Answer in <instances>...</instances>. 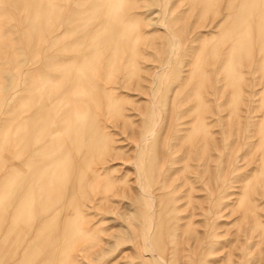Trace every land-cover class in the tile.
<instances>
[{"label": "rangeland", "instance_id": "obj_1", "mask_svg": "<svg viewBox=\"0 0 264 264\" xmlns=\"http://www.w3.org/2000/svg\"><path fill=\"white\" fill-rule=\"evenodd\" d=\"M29 1H27V2L29 3ZM91 1L92 0H31L30 5H28L26 0H10V1L9 0H0V28L4 29V30H0V36L10 38V37H14V36L18 37V36L22 35V36L26 37V41H27L26 43L28 45L31 44L32 42H33V45L40 43V45L44 46L45 51L48 50L49 47H52L50 49V51L51 52L53 51V54L58 56L57 63H59V65H62V68H64L63 64H65V63H62V60H65V57H63L64 54L68 57V61L71 64L74 62L72 57L74 55V51L77 49L75 46L77 43L83 44V45H80V47H79L80 51L82 49V51H81L82 53H83V49L86 48V50L84 49V53H86V54L82 55V58H83L82 60H87V58H86L87 55L89 56V55H91L90 52H92V54H93L96 51H98L100 53L101 60L103 58V60L100 62L101 64H99L98 71H100V73H98V71H97L98 74L96 73V75H95L97 79L94 76L95 80L93 83L97 86V87L95 85L93 86L94 87L93 90L95 92V93H93L94 98L91 96L92 94L89 95V97H92V103L90 100L89 105L90 106L93 105V102H94L95 108H97V109L94 108V105L91 106L92 108H89L88 111L90 113L88 115L89 116L92 115V116L88 117V120H89L88 123L93 124L95 122V124H94V126L93 125L90 126L89 124H87L85 126L86 130H85V128L83 129V130H85V131H83L84 137L81 135V133H82V130H81L78 133L79 137L81 136V138H78V136L76 135L72 139V137L69 134H72V136H73V134H74L73 128L78 126L76 123L79 122V121H77L78 119L72 117L73 116V114H72L73 108H70V107H72L70 105H73L74 107H76V106L74 104V101H72V99H71L72 97L70 98L69 89H67L68 88L67 85H68L69 75L65 74L66 71H68V69L72 70V65L65 64V65H68V67L65 69V72H64V70H61V68H60L61 71L59 70L60 72H57L59 74L58 76H60V78L61 77H63V78H62V82L56 83L54 88L51 90L52 94L50 93L51 95L49 96V99H50V102L52 104L46 103V105L44 104L45 106H43L42 109L38 108L37 110H35L36 108L33 107V104H32V102H33L32 97H31V95H29V92H28L27 87H26L27 84L29 83L30 79L33 76H35L34 75L35 73L33 72V73L28 74V72L26 70L23 71L24 68H22V66L18 63L19 61L14 60V58H13L12 60H14L13 61L15 63V65H14V63L11 60V57L9 56L10 54L8 52H4V53L0 54V70L1 71L4 70L2 78H1L2 87L4 86L3 87L4 89H9L12 91V93L14 92L12 98L7 103H5L4 105L0 101V124L3 123V120L7 116V115L5 116L6 111L7 110L10 111V109L12 110L15 107L18 108V107L24 106L23 107L24 110H26V108L29 109L28 113H27L28 119H29V121H33V122L39 121L38 118L41 116V115H39L41 112L40 110H42V111H44V113H46V114H44L43 112H41L42 113L41 117H43L42 119H44V120L48 116L47 114H49V112L52 111L54 113V119L57 118L58 121L55 120V122H54V119H52V122L47 127L45 125V127L47 129L44 128V130H43L44 126H42V128L39 131L37 130L38 132L36 131L35 133H33V135L31 136V138H33V139L29 143V145H30V147L28 149L29 156L31 157L32 155L36 154L38 152L37 148L40 146L42 147L43 146L42 144H45L46 142L48 143V146L52 145L51 144L52 141L55 142L56 144H58V147L60 145V147H59L60 152L59 151H57L58 153L56 152V154L54 156V157H56V159L53 160L54 162L52 161L54 165H51L52 162H49V163H47L48 165L45 166V164L42 165V162H41V164L39 163L40 165H38V167L36 168L37 163H33V162L29 161V163L32 164V165L30 164L31 166H33V164H35L34 168H32L29 165V163L26 164V161L24 162L26 166H30L33 169V170L32 169L30 170V172H29L30 174L28 173L29 176L31 175L32 171H34V169H35V171H34L35 173L34 174L32 173L33 176H35L39 173L34 178H32L33 176L31 175L32 177L30 176V178H32V179H31V181H29V183L30 184L32 183L33 185L35 184L36 186H38V185L43 186L41 194L40 195L36 194L34 196H30L29 197L30 200L27 202L29 205L33 206L30 208L31 210L29 213L31 215V218L28 217L29 214L27 215V219L29 221L28 223L31 222L32 226H31V223L29 225L25 219V222L27 223V224H25L26 228H24V230H22L23 229L22 228L21 230H19V233H16L17 236L18 235L20 236L21 240L24 238L25 239L24 241H21L20 238H18L19 236L15 237L14 235H16V234L11 235L12 233L9 232L10 231V225H11L10 224L11 222L9 223V221H11V219L13 218L12 216L14 215L13 214L14 209H13V211H9V210H11L14 207V203H16L14 201L17 200L18 194L21 193L19 190V189H21L20 187L23 186V184L24 185H26V183L28 184V182H25L26 180L28 181V179H29V178L25 179V177H27L28 175L26 176V173L24 172L23 174L25 175V177L23 176V174L22 175L17 174L16 176L10 177L12 179L11 186H12V188L14 187L13 189L16 190L18 192V194H14L16 191L14 192V190L13 191L10 190L11 186L8 189L3 188V191L6 192L7 195H6L5 203L0 205V223H1L0 224V227H1L0 228V233H1L0 235H2V238L0 236V241H1V239L5 240L4 241V244L6 243L5 248L9 249V251H11L10 252L11 255L14 256L13 260H10L11 263L12 264H21V263L23 264L25 262L24 264H28L27 263V261H28L29 264H31V263L32 264H34V263L35 264L36 263L37 264H49V262L51 261V262H56V264H136V261H137V264H147V263L148 264H163V262L158 260V257L156 256L155 251L152 248L150 249L151 246L149 245V242H148V240H150L151 244H153L155 247H157V249L160 248V249H158V251L160 253H162L164 256L169 257L168 260L170 261V264H215V263L216 264H244V263L245 264H264V237H263V239L261 237V236H263L262 229H264V224H263L264 223V215H262L264 213V207L262 206V205H264L263 204L264 203V187H262V186H264V168H262V167H264V165H262L264 163V158H263L264 157V154H263L264 149L260 146L261 145L260 135H262L261 130L264 127V117L262 118V116H264V111H262V110H264V103H263V101H264L263 96L264 95H262L261 94L262 92H261L260 93L261 95L258 94L257 96H255V98L253 99V102L250 103V106H249V102H242L241 103V101H240L238 103V105L239 104L241 105V106L240 105L238 106L239 110H240L239 114H240V117H242L241 118L242 123L244 124L243 125L241 123V125H243V127L241 128L238 125V121L240 120L239 122H241V119L240 118L238 119V116L233 114L235 112H232V109H233L232 103H234V102H232V96L230 95V93L232 91V87L231 86L230 87L226 86V88L223 87V85L226 83V81L222 80L221 82H219V74H217V70L219 71V68L220 69H221V67L224 68L223 73L220 74L221 78H223L226 75V68L231 67L232 64H235V65H232V67H236L238 69L242 68L244 70V73H245V78H246L244 81L245 83L243 82V84L241 83V85L244 86V88H246L247 85L251 82V76L254 77V74H252V72H251L249 62L253 61L254 59L257 60V58H259L260 55H262L261 53L257 52V50L259 51L257 46H259L260 43H262V44L264 43V34H263L264 31L262 29L264 24L263 25L260 24L261 22L262 23L264 22V17H262L264 15V6H263L264 1L261 0L262 2H260V0H257V1L256 0H250L251 1L250 2L249 0H242V1L240 0L238 2V0H236V1L235 0H120L119 15H118L119 17L118 18H119L120 22H122L123 24L118 21L119 23H117V25H116L117 27L115 28V30H114L115 32L113 35L114 45L108 46V44H107L108 39H107L106 35H104L107 32L102 31L100 36H98V38L96 37L97 41L95 40V42H93L92 39H90L92 43L91 44L89 43L85 47L86 43L85 44L83 43V42H85L84 41L85 37L82 39L79 38L78 34L74 31L75 29H77L79 27L76 25L77 24L80 25V21H78L76 17H73V19H74V21H73V19L69 16L68 10L70 9L69 10V12H70L72 9H75V10L76 9H82V8L84 9V7L87 6V4H89L88 6H90ZM109 1H110L109 3H111V1H113V0H109ZM246 1H249V2H246ZM231 2H234V3H231ZM259 2H260V6H258ZM40 4H42V5H40ZM82 5H84V6H82ZM131 5H133V6H131ZM220 5H221V7H220ZM248 5L250 6V8L248 7ZM229 6H232V7L230 8ZM252 6L255 7L254 9H256L257 12H259V9L262 7L261 8L262 10L260 9V12H259L260 16L258 15V13L254 14V12H256V10H254ZM38 7H40V8H38ZM57 7H58V9H56ZM240 7L242 10L240 9ZM226 8H228V9H226ZM16 9L20 10V12H18V10H16ZM37 9H38V11H37ZM66 9H68V10L66 11ZM30 10H32V11H30ZM43 10L45 12H47V13L49 12V13L45 14V13H43L44 12ZM230 10L233 12H231ZM13 11H15L16 13H14ZM24 11L26 13H24ZM27 11H28V13L31 12V14L30 13L28 14ZM58 11H60V13ZM88 12L90 13L91 10ZM261 12H263V13H261ZM22 13L25 15L28 14V15H26V17H28V18H26L24 15H22ZM55 13H56V15H55ZM218 13H220L221 15ZM237 13H239L238 18L236 17ZM251 13H253V14H251ZM223 14H228V15L230 14V18L232 16H233V18H231V19L229 18L230 19L229 24H228V22H226L228 25L226 23H224L220 32H217L216 29L208 32L206 29H204L202 27L205 24V22L207 20H210L214 15H216V16L219 15L218 18H220L221 16L222 17L224 16ZM241 14H244L245 17H243V15L241 16ZM249 14H250V16H248ZM128 15H131V16H128ZM121 16H122V19H120ZM248 17H250V18L248 19ZM251 17H252V19H251ZM258 18H259V20H258ZM17 19H18L19 23L17 22ZM30 19H32V20H30ZM39 19H42V20H39ZM24 20H25V22H24ZM46 20H47V22H46ZM233 20H235V21H233ZM243 20H244V22H243ZM253 20L255 23L253 22ZM30 21H32L34 24L31 23ZM237 21H238V23H236ZM3 22H5V23H3ZM16 22H17V24H16ZM44 22H46V23H44ZM58 22H59V26H58ZM76 22H77V24H76ZM240 22L243 24H241ZM258 22H259L260 26L256 29V27L258 26ZM26 23H28V24H26ZM105 23H107V22H105ZM105 23L103 25L104 27L103 26L102 27L107 29L108 23H107V25ZM253 23L256 27L254 25H253V27H251ZM66 24H68L69 27ZM238 24L240 25V27L239 26L237 27ZM72 25L74 26L73 31H72V29H73ZM121 25H122V27H121ZM36 26H39V27L51 26L53 29H55V32L52 34H49V33L43 34L42 32L41 33H38V32L33 33L31 28L36 27ZM66 26H67L68 32L66 31ZM17 27H18V30H17ZM28 27L30 28V30ZM75 27H77V28H75ZM224 27L226 28L225 30H229L232 27H234V29L237 28V30L231 29L232 31L229 30V32H227V31H224ZM246 27H247V29H246ZM260 27L262 30L260 29ZM239 28L244 33H242V31H240ZM99 29H100V27L97 30H99ZM121 29H123V30H121ZM258 29H259V31H261V33L263 31V33H262L263 38H262L261 42H259L261 37L259 36L260 32H258ZM251 30L254 32L250 33ZM212 32H214V34ZM230 32L232 33V35L234 34L235 36L234 35L232 36ZM218 33L221 36H219ZM226 33H227V35H225ZM121 34H122V36H121ZM244 34H245V36H244ZM40 35H41V37H40ZM42 35H44V36H42ZM207 35H208V37H207ZM237 35H238V37H237ZM216 36H218V37H216ZM257 36H259L258 40H257V38H255ZM49 37H52V38H50V41L48 40ZM77 37L79 38L80 41L75 39ZM225 37L229 38V39H226L227 42L228 41H230L229 43L232 42L230 44L231 46L230 45L228 46L229 43L227 44V43L223 42V41H226ZM43 38H44V40L45 39L46 40L43 41ZM220 38H221V40H220ZM241 38H243V39H241ZM210 39H211V41H209ZM253 39H256V42H255V40L253 41ZM66 40L67 41L69 40V41L67 42ZM109 40H110V37H109ZM215 41H218V44H216ZM257 41L259 43H257ZM60 42H62V43H60ZM137 42H138V44H137ZM211 42H212V44H211ZM256 43H257V45H256ZM225 44H226V46H225ZM249 44H250V46H249ZM253 44L255 47L253 46ZM213 45H215V46H213ZM216 45H218V46H216ZM220 45H221V48L223 50H221ZM47 46H49V47H47ZM232 46H234V48L236 46L237 47L234 49V48H232ZM243 46L245 49H248V50H244ZM61 47H62V49H61ZM132 47H135V48H132ZM215 48H216V50H215ZM225 48H228L229 50L228 49L225 50ZM91 49H92V51H90ZM206 49L209 51H207ZM230 49H232V50H230ZM250 49H251V53L249 52ZM254 49H255V51H254ZM219 50H221V51L219 52ZM229 51H231V53ZM245 51H247V52H245ZM226 52H228V53H226ZM72 53H73V55H72ZM211 53H213L215 55H213V54L211 55ZM254 54H256L257 56ZM235 56H237V57H235ZM34 57H35V60L33 62L34 63L33 66L35 69L38 68V66L40 65V66H42V70L46 71L48 68L47 71H49V67L45 66L46 61H44V59H42V57H44L43 53L40 57L41 61L39 60V58H37L36 55H34ZM130 57H131V60H130ZM213 57H215V58H213ZM234 57L237 58L236 59L237 61L233 60V59H235ZM106 58H109V59H106ZM218 58H221V59H218ZM245 58H247L248 60L247 59L245 60ZM104 59H105V61H104ZM126 59H128V60H126ZM42 60H43V62H42ZM218 60H220V61L217 62ZM231 60H233L235 62H232ZM242 60H243V62H242ZM249 60H251V61H249ZM131 61H132V63H131ZM224 61H227L228 63H225ZM103 62L105 64H107V66L109 64H112L113 70L119 69L118 70L119 73L114 72V75L112 77L113 79H116V80H114V81L111 80L110 72H109L107 66H105V64ZM236 62H238L239 65H237ZM245 62H247V63H245ZM214 63H215V66H214ZM16 64L18 67H16ZM127 64H129V66ZM103 68L106 69L107 71H103L104 70ZM138 68H139V70H138ZM155 68H157L159 70H157V69L155 70V71H157L156 72L157 74H156V76L153 77V75L151 73L153 72V70ZM103 72H105L106 74L104 75ZM130 72L133 75L130 74ZM102 73L104 76L102 75ZM255 73H256V77H257V75H259V71L255 72ZM212 75L215 76V78ZM98 77L103 78V84L105 83L106 86H105V84L103 85L102 83H100L102 81V78H98ZM216 77L218 79V82H217ZM233 77H237V74H236V76H235V74H233V76H231V79H233ZM60 78L58 77V79H60ZM126 78L128 80H126ZM142 78H144V79H142ZM207 78H209V79H207ZM28 79H29V81H28ZM58 79H57V82L59 81ZM98 79H100L101 81ZM215 80H216V82H215ZM65 82H66V84H65ZM213 83L215 84V86L218 87V89L214 86ZM219 83H220V86H219ZM101 84L103 85L104 88L102 87ZM137 84H139V85H137ZM197 84L199 86L202 84L204 85V87L202 88V92H205L204 97L206 96L204 99L207 100L208 103L210 101V106L212 104H213V106H215V107L212 106V108H214L216 110L217 105H219L218 108H220V112H219V114H216L218 116L215 115L216 112L212 115L208 111L209 109L207 110V108L204 104V101H200V103H198L197 100L194 101V99H192L189 102H186L187 100L190 99L189 93L190 92L192 93L196 89H198L199 86ZM64 85H65V87H64ZM76 85H78V84H76ZM76 85H75V87H76ZM211 85H213V86H211ZM143 86H146V87L144 88ZM11 87H12V89H11ZM23 88H25V89H23ZM62 88L64 90H66V92H67V93L63 92L64 95L61 94ZM193 88H195V90ZM56 89L58 90V92ZM105 89L107 91H105ZM149 89L152 91V95H151L152 97H150L148 94ZM260 89H262V88H260ZM260 89H259V91L263 90V92H264V89H262V90H260ZM98 90H100V91L102 90L103 93H102V91H101V93L98 92ZM218 90H220V91H218ZM25 91H26V94L28 93V95H29V98L26 102V104L29 102L28 105H25L24 100H23V98H25V94H24ZM221 91H222V93H221ZM54 92H56L58 95ZM59 92H61V93H59ZM97 92H98V94L100 93V95H98ZM182 92H184V93H182ZM48 93H49V90L47 91V94ZM210 93H212V95ZM220 93L222 96L220 95ZM54 94L57 96H55ZM59 94H61L60 97H59ZM102 94H104V96ZM78 95H79L78 91H75L74 95H73V99L77 98ZM99 96H101V97L99 98ZM102 96L104 98H102ZM64 97H67L69 99L64 98ZM182 97H184V98H182ZM221 97H222V99H221ZM258 97L261 99H259ZM19 98L20 99L22 98L23 105H19V104L17 105L16 102L18 100L20 102ZM98 98H99V100H98ZM101 98L103 99V102H102ZM49 99H48V101H49ZM51 99H53V102ZM64 100H65V102H64ZM95 100H98V101L95 102ZM105 101L109 104V105L107 104L108 107L104 106V105H106ZM72 102H73V104H72ZM99 102H101L102 104H104V102H105V104L102 106V105H100ZM114 102L116 104H114ZM150 102H152L153 106ZM48 104L50 105V107H49L50 109H51V106L53 105L52 106L53 109L50 110L47 107ZM61 105H62V108H60ZM98 105L102 106L103 110L106 109V112H105V110H104L105 113L102 112L103 110L100 109L101 107ZM258 105H259V107H258ZM112 106L113 107L115 106V107L113 108ZM103 107H105V108H103ZM227 107H230V108L228 109ZM68 108L70 110H68ZM91 109H93V110H91ZM111 109H114L117 115L114 114V116H113L114 111L112 110L113 113H111ZM188 109L190 110L189 113L191 114V117L193 119L191 124L188 125L189 127L185 126L183 124L185 121L188 120V118H186V116L185 117L181 116L182 113L185 111H188ZM230 109H231V111H229ZM248 109H251V110H248ZM66 110H68V111H66ZM56 111H57V113H56ZM61 111H64L63 112L64 114L62 116H60L61 115L60 113H62ZM97 111L100 112L101 114L103 113V115L105 114L106 116L104 115L102 117V115L101 114L99 115V113ZM107 111H109L108 114H106ZM96 112L99 116L96 114ZM55 113L57 115H55ZM68 113H70V115H68ZM203 113H205L204 114L205 116L203 115ZM32 114H34V115H32ZM123 115H125V117H123ZM30 116H32V117H30ZM96 116L98 117L99 120L102 117V120H104L105 122L103 121L102 124L99 126L98 124H96L97 123V121H96L97 117ZM173 116H174V118H172ZM213 116H215V118H213ZM243 116L246 120L243 118ZM92 117H93V119L95 118L93 123H92V121H93ZM111 117H114V118H111ZM207 117H209V119ZM217 117H219V118H217ZM232 117H234V118H232ZM72 118H74V119L72 120ZM181 118H183V119H181ZM203 118H206V119H204V122H203ZM216 118L218 119V121L215 120ZM60 119H62L63 121H61ZM64 119H66L65 120L66 126L62 124L64 122ZM122 119H123V121H122ZM168 119L170 120V122ZM171 119L172 120L174 119L175 123ZM237 119H238V121H237ZM1 120H2V122H1ZM74 120L76 122V123L74 122L75 124L72 122ZM206 120H208V121H206ZM252 120H253V122H252ZM258 121H260L261 123ZM58 122L60 123V125ZM171 122H172V124H170ZM53 123H54V126L52 127ZM103 123L105 125L103 127H101L103 125ZM203 123H205V124H203ZM236 123L238 126L236 125ZM248 123H250V124H248ZM61 124L63 127H61ZM131 124L133 125V127ZM227 124L229 126H231L232 129H230V127ZM57 125L60 128H58ZM173 125H174V127H173ZM257 125L259 127V131L255 130L258 128ZM97 126H99L98 129H97ZM206 126H208V128ZM234 126H235V128H234ZM38 127H39V124H38ZM51 127H52V129H51ZM54 127L57 129H55ZM91 127L93 129L91 133H94V134L90 135L89 132L91 131ZM95 127H96V129H94ZM237 127L238 128L240 127L241 129L239 128L240 129L239 130ZM100 128H101V130H99ZM58 129L65 133L64 136L65 137L67 136L66 139H65V137H63V134H61V133L58 134V132H57ZM87 129H89V131ZM226 129H227V131H228V129H229V131L231 130V132L228 133L226 131ZM102 130H103V133H102ZM187 130H188V133H187ZM203 130H205V131H203ZM254 130L257 132H255ZM47 131H48V133H47ZM97 132H99V133H97ZM171 132L173 134H171ZM225 132L228 134V136L225 134ZM250 132H251V134H250ZM193 133H194V135H192ZM196 133L198 135H200V134L201 135L198 136ZM235 133L237 135L239 133L238 137L241 138L240 142H242L244 140L242 143L237 141V139H239V138H237V135ZM252 133H255V134H252ZM86 134L89 137H87ZM97 134H98V136H97ZM105 134H107V135H105ZM132 134L135 136H133ZM148 134H149V136L147 138L146 135H148ZM178 134H180V135H178ZM205 134H206V136H204ZM209 134H212V135H209ZM234 134H235V137H233ZM240 134H241V136H240ZM258 134H259V136H256ZM54 135H56V136H54ZM102 135H103V137H102ZM207 135L210 137H208ZM182 136H183V138H182ZM203 136L206 138V140L208 142L207 145L205 146V152L207 153L208 152L207 150H212V151L208 152L207 154L204 152L205 155H200L199 150L197 151L194 149L192 151V155H193L192 157H194V158L193 159L192 158L191 159L185 158L187 155L188 149L190 147L191 140L198 141L199 139L204 138ZM225 136H227V137H225ZM254 136H256V137H254ZM82 137H83V139H82ZM139 137L140 138L142 137L143 139L139 144L137 143L138 144L137 145L136 141ZM169 137H171V138H169ZM249 137H250V140L252 139L251 142H248ZM46 138H47V140H46ZM56 138H58V139H56ZM70 138H71V140H70ZM88 138L92 139L93 141H91ZM134 138H135V140H134ZM184 138L187 139V141ZM207 138H210V140ZM212 138L216 139L215 144H213L214 141H211ZM222 138H223V140H222ZM226 138H227V140H226ZM246 138L248 139L247 143H246ZM59 139H60V141H59ZM75 139H77L78 142ZM78 139L79 140L82 139L81 142H84V139H88V140H85L88 143L84 142L82 145V143ZM253 139H254V141H253ZM72 140L74 142L76 141V143H74ZM13 141H14V143L17 142V140H15L14 138H13ZM33 141H34V143H32ZM89 141H90V143L92 142L93 144L91 143V145H90ZM101 141H104V142H101ZM183 141L186 143H188V142L189 143L188 144L184 143V145H183V143H182ZM210 141L213 143L210 144L209 143ZM61 142H63L64 146L62 144H59ZM66 142H68V144L72 143V145L71 144L69 145L70 148L66 147L68 145ZM79 142H80V144H79ZM236 142H239V143L236 144ZM255 142L257 143V145ZM47 143H46V145H47ZM98 143H99V145L102 143L100 147L98 146ZM103 143H105V146H107V145L108 146L105 147ZM112 143H113V145H112ZM32 144H34V146H32ZM73 144L75 145V147ZM85 144H87V146ZM208 144H210V145L208 146ZM234 144H235V146H234ZM241 144H244V147ZM78 145H79V147H77ZM80 145H81V147H80ZM84 145L86 147H82ZM162 145H164V146H162ZM236 145H237V147H236ZM248 145H250V146L248 147ZM31 146L35 147V148H31ZM71 146L74 147V149H75L74 150L72 148L74 150V153H73L74 158L72 157V153H71V152H73V150L70 151ZM103 146H104V148H106L105 151H104ZM211 146H213V147H211ZM232 146L234 147V149ZM91 147H93V148H91ZM172 147H174V148H172ZM207 147H210V148L207 149ZM238 147H240V148H238ZM64 148L65 149L67 148L66 151H63ZM95 148L103 149V152L101 153L102 150L98 149V151L96 150V152L94 153L93 151H95ZM12 149L14 151V148H12ZM12 149H10L11 151L9 150L10 154L13 153ZM159 149H161V150H159ZM218 149H220V150H218ZM77 150H78V152H77ZM172 150H174V155H173ZM31 151H32V153H31ZM68 151H70V152H68ZM112 151L114 153H112ZM162 151H163V153H162ZM64 152H65V154H64ZM91 152L94 153L93 156H95V157L92 156L93 153H91ZM104 152L108 155L106 157V159L104 158L106 156L105 154H103ZM108 152L110 154H108ZM220 152L223 156L220 154ZM30 153H31V155H30ZM211 153L214 156L216 155L218 158H216V156L214 157ZM244 153H246V154L244 155ZM259 153H260V156H259ZM67 154L70 156H68ZM74 154L76 156H74ZM78 154H81L82 156L84 154L85 156H83L81 158H76L78 156L79 157L81 156ZM159 154H160V156H159ZM228 154H230L231 157L234 156L235 158L233 157V158H231V160L225 159V156H227ZM256 154H258L257 156H259V158L256 156ZM88 155L90 156V161H89ZM96 155L97 156L99 155V156L97 157ZM101 155H104V156H101ZM163 155H165V156H163ZM170 155H173L174 157L172 156V158H170L171 157ZM194 155L195 156L197 155V157H195ZM220 155H221V157H219ZM210 156H211V158H209ZM64 158H65V161H63ZM82 158H84V159H82ZM96 158L97 159L100 158V160L96 161L97 160ZM167 158L171 161H169ZM180 158H181V160H180ZM246 158L249 159L250 165H249V163H247L248 165L246 164V161H248V160H246ZM256 158H258V159H256ZM80 159H82V160H80ZM204 159H205V161H204ZM212 159H214V161H211V162H213L212 164H214V165H211L210 160H212ZM216 159H217V162L215 161ZM218 159L220 161H218ZM251 159L253 162L250 161ZM73 160H74V162H73ZM78 160H80L81 163L83 162L82 166H84V168L82 166L81 167L79 166L80 162ZM85 160H86V162H85ZM105 160H106V162H105ZM162 160H163V162H162ZM244 160H246V161H244ZM257 160H260V161H257ZM75 161H77V162H75ZM87 161L88 162H91V161L94 162L95 161V162L94 163L92 162L91 164L88 163L87 165L90 164V166H87V165H85L87 163ZM97 162H98V164L101 162L99 167H98V164H96ZM215 162L217 164H215ZM231 162H233V164ZM163 163H165V164H163ZM201 163H202V165H201ZM252 163H254V164H252ZM6 164H7V167H6L7 169H8V166L10 167L13 165L11 163V161H9V164H8V162L5 163V165ZM95 164H96V166H95ZM161 164H163L164 166H162ZM21 165H24V164L22 163ZM25 165L22 167L19 164L20 168H22L23 171H25L24 168L26 169ZM61 165H62V167H61L62 169L60 168ZM67 165H70V166L68 167ZM159 165H161V170L159 168L160 167ZM165 165H167V166H165ZM173 165H175V166H173ZM48 166H49V168H48ZM171 166H173V167L171 168ZM225 166L229 167V169H227V167H225ZM258 166L259 167L261 166V168L260 169L254 168V167H258ZM39 167H41L43 169H41V168L39 169ZM209 167L212 168L213 171L211 169L209 170ZM214 167H217V168H214ZM223 167H225L226 169ZM78 168H80V169H78ZM81 168H83V170ZM86 168L88 171L86 170ZM91 168H94L95 170L91 169ZM158 168H159V170H158ZM63 169L65 170V173H66V171L69 172L68 175L70 178H73V179H70V184L65 188V191L71 189L69 191V193L71 192V196L69 193L65 195L64 193H67V192L60 189V185L58 184V183H60V181L57 180V178L58 177H59V179L63 178L61 176L64 173ZM70 169H71V171H70ZM181 169H182V172L185 169V171L183 172L184 173L183 175H182ZM217 169H219L220 171ZM242 169H244V171ZM44 170H47V171H44ZM93 170H94V172H93ZM230 170H232V171H230ZM239 170H240L241 174L238 172ZM251 170H253V171L251 172ZM36 171H37V173H36ZM89 171L91 172L92 175L90 174ZM157 171H161V172L159 173ZM210 171H212L213 173H211ZM226 171H230L231 175L229 174V172L226 173ZM54 172H55V174H54ZM253 172H254V175L252 174ZM59 173H60V175H58ZM65 173H64V175H65ZM187 173H189L190 175ZM77 174H80V175H77ZM82 174H84V175H82ZM43 175L46 177H44ZM47 175L50 176V178ZM66 175H67V173H66ZM180 175L182 176V178H180L181 177ZM210 175H213V176H211L212 178L210 177ZM226 175H227V177H225ZM38 176H40V179ZM60 176H61V178H60ZM184 176H185V179L183 178ZM214 176H216V178H214ZM223 176H224V178H223ZM230 176H232V177H230ZM18 177H20V178H18ZM189 177H191V180H188V182H185L187 179H190ZM35 178H36V180H35ZM45 178L48 180H46ZM227 178H228V180H227ZM20 179H22V180H20ZM204 179L205 180L208 179V181H210L211 183L214 182L213 185L215 187L213 185H208L207 183H209V182L207 180L204 181ZM211 179H213V182ZM16 180L17 181L20 180V182H17ZM23 180H25V181L23 182ZM56 180H57V182H56ZM222 180H224V181H222ZM243 180H245L246 183H244ZM15 181H16V183H15ZM174 181L176 183H174ZM181 182L186 186L189 185L191 188L188 186L184 187V185ZM191 182H193V183H191ZM220 182H221L222 186L219 185ZM223 182H224V184H223ZM226 183H227V185H226ZM243 183L245 185L249 184V188H250L248 190V194H247V195H249V201H247V210L248 211L246 210V206L242 205V203H243L242 201L245 199V198L242 199L243 194L245 193V190H244L245 185L242 186ZM251 183H252V185H251ZM16 184H18V185H16ZM20 184H21V186H20ZM216 184L219 185L220 187L219 186L217 187ZM55 185H56V187H55ZM170 185H172V187H170ZM90 186H91V188H89ZM210 186H212V188L214 187L215 191L213 189V192H212V188ZM241 186L243 189L241 188ZM256 186H258V187H256ZM18 187H19V189H18ZM82 187L87 189V190L83 189ZM101 187L104 190L100 189ZM157 187L159 188V190ZM166 187H167V190L169 189L168 192L166 190ZM182 187H183V190L181 189ZM48 188H49V190H48ZM57 188H58V190H57ZM108 188H110V189H108ZM209 188H211V190ZM45 189H47L48 191ZM51 189H52L53 195L52 194L50 195ZM80 189H81L82 193L79 191ZM207 189H208V191H207ZM238 189H240V190L238 191ZM252 189H254V191H256V192H254ZM55 190H57V191H55ZM72 190L74 193L72 192ZM99 190H101L102 193L108 192V193H106L108 200H106V198H105L106 194L105 193L102 194L101 192L99 193ZM171 190H172V192H171ZM220 190H222L223 193H220L221 192ZM86 191H88L89 193ZM161 191L164 192V193L162 192L163 195H162ZM187 191H189V192L191 191V192L189 193ZM240 191L242 192V195H240ZM9 192H10V194L13 192L14 193L10 195ZM53 192L54 193L56 192V194H54ZM57 192H60V193L62 192V193L61 194L58 193L59 194V196H58ZM83 192H85V194ZM210 192H212L213 194ZM257 192H259V193H257ZM260 192H262V193L260 194ZM46 193H47V195H46ZM197 193H199V194H197ZM254 193H256L255 194L256 196L254 195ZM78 194H80V195H78ZM90 194H92V196ZM93 194H95L94 197H93ZM153 194L154 195L156 194L157 196L155 195V197H154ZM173 194H174V197H173ZM210 194H212V195H210ZM217 194H219V195H217ZM250 194H253L254 196L250 195ZM13 195H15V197ZM61 195H63V197ZM170 195H171V197H170ZM187 195H188V197H187ZM215 195H217L216 198H215ZM261 195H263V198ZM37 196H38V198L39 197L40 198H39L38 202H35V205H34L33 202L37 199V198H35ZM55 196H57L58 199L60 198V200H62V202L64 201V203H61V205H63V204L66 205L65 207L63 205L64 208L62 207L63 210L66 209L65 213L63 212V210H61V212H59V215L56 214V213H58V210H60L62 208L60 206V200L56 199ZM159 196H160V198H159ZM181 196H183L184 198L187 197L186 200L189 202V204L188 203L185 204V202H187V201L183 197L180 198ZM250 196H252V197L250 198ZM41 197H45V199H43ZM64 197H66V198H64ZM191 197H194V198L192 199ZM244 197H245V194H244ZM255 197H256V200H255ZM67 198H68V200H67ZM162 198H164V199L162 200ZM212 198H214L213 199L214 202H212ZM42 199L45 202L41 201ZM46 199L48 200V203L50 202L49 204L47 203ZM49 199H51L52 201ZM80 199H82V200H80ZM103 199H105V200H103ZM168 199H170L172 202L170 203L169 202L170 200L168 201ZM181 199L183 202L181 201ZM191 199H192V201H191ZM221 199H222V201H221ZM257 199H259V200L257 201ZM12 200L14 203H12ZM65 200H67L68 202ZM177 200H179L180 202ZM193 200L195 201V203H193L194 202ZM83 201L85 202V205H84ZM217 201H220L219 204L216 203ZM235 201L238 205L235 203ZM51 202L55 205V207L53 206V204ZM66 202H67V204H66ZM69 202H70V204H68ZM71 202H72V204H71ZM197 202H199L198 205H201V204H203V206L205 205L204 207H206V208L201 206V209L203 208L204 212L206 210L207 217H205L206 214H204L205 216L202 215L203 211L200 210L199 207H197L198 206ZM253 202H255L256 204ZM6 203H7V205H6ZM9 203H11V204H9ZM43 203H44L45 207L43 206ZM55 203L59 204V208H58V205H56ZM86 203H87V205H86ZM228 203H230V205L232 204L230 206L231 208L228 207L229 206ZM257 203H258V205H257ZM4 204H5V206H4ZM37 204H40L41 208H37ZM192 204L193 205L196 204V205L193 206ZM213 204H214V206L216 205V207H212ZM240 204H241V206H240ZM11 205H13V206L10 209H6L8 206H11ZM67 205L68 206L71 205V207L73 209L71 207H67ZM226 205H227V207H226ZM254 205H256L257 208ZM49 206L51 207V209L49 208ZM167 206H168V208H167ZM207 206H208V208H207ZM252 206L254 207V209L251 210V208H253ZM3 207L5 208V212H2L3 211L2 209H4ZM43 207H44V209H43ZM192 207L193 208L195 207L194 211L192 210L193 209ZM238 207H240V208H238ZM32 208L34 209L33 211H32ZM56 208H58V209H56ZM151 208H153V209H151ZM196 208H198L197 210H198V214H200V216L198 214H196L197 213V212H195ZM234 208H236V210ZM38 209H40V210H38ZM239 209H240V212H238ZM257 209L260 212H258ZM44 210H46V214H48V215L45 214ZM170 210H173V211L171 212ZM217 210H219V211H217ZM243 210H245L246 214ZM6 211H8V215H7ZM35 211L36 212L38 211V212L35 213ZM39 211L41 213H43V215H41V213H39ZM47 211H48V213H47ZM68 211H71V213L69 214ZM176 211H177V213H175ZM190 211H192L193 213H191ZM212 211H214V212H212ZM241 211L244 214L241 213ZM251 211H252V213H251ZM11 212H13V213H11ZM31 212L34 214V216ZM164 212L166 213V215ZM199 212H201V213H199ZM234 212H236L237 214ZM253 212L254 213L257 212V213L254 214ZM9 213H10V215H12V214L13 215L9 216ZM60 213H63V214H60ZM66 213H67V215H66ZM84 213H85V215H84ZM167 214H169L170 217ZM232 214L233 215L236 214V215L233 216ZM52 215H54L56 217H54ZM257 215H258V217H257ZM39 216H41L40 218L42 219L43 223L45 221L43 218L44 216L48 221H49V219H52L54 223L55 222L56 223L61 222L60 220L63 219L62 223H59V225L57 224L58 228L56 227V223L54 224V226L58 230L63 226V228H62L63 232H61V229L59 230L60 231L59 232L55 227H53V225H51L52 227L51 226L50 227L55 228V230L54 229L53 230H54V232L55 231L56 232L54 234V232L52 230L53 236H52L51 231L49 232V236H46V235H48L46 233V231L40 230L42 227L41 225L43 223L40 222V224H38L39 221H41ZM58 216H60V219L57 218ZM171 216H173V217H171ZM10 217H11V219H10ZM33 217H36V219ZM150 217H152V221L154 223L150 220L151 219ZM256 217L259 219H257ZM3 218L6 220H2ZM53 218H55V219L57 218L56 220L58 222L54 221L55 219H53ZM33 220H34V223H33ZM36 220H37V224L39 226L36 225V223H35ZM47 220H46V222H48ZM190 220H191V222H190ZM2 221H4L3 225H2ZM240 221H242V223ZM248 221H251V222L247 223ZM5 222H6V224H5ZM53 222L49 221L50 224H52ZM187 223L188 224L191 223L190 227H189V225H187ZM181 224H183V225H181ZM259 224L261 225V227H259L261 229L255 227V225H259ZM186 225L188 228L186 227ZM191 225H193V226H191ZM5 226L9 227V228H7V230H6ZM27 226H28V228H27ZM249 226L250 227L252 226V227L250 228ZM38 227H39V229H38ZM73 227L75 228V230ZM209 227H210V229H209ZM219 227H221V228H219ZM229 227L231 230L229 229ZM232 227L234 230L232 229ZM237 227H240V228H237ZM245 227H246V231L248 234H253L255 232L253 234V236L252 235H250L248 237L246 236L247 233L245 231ZM235 228H236V230H235ZM25 229H26V231H25ZM27 229L30 231H28ZM191 229H194V232ZM221 229H224V230H221ZM248 229H250L251 231H249ZM66 230H68V232L70 231L68 235H66L67 234L65 232ZM238 230H239L238 233L234 232V231H238ZM241 230L242 231L244 230V232H242ZM252 230H253V233H251ZM32 231L35 233L34 236H33ZM20 232H22V234H21L22 236L20 235ZM27 232H29V233H27ZM38 232H39V235L37 234ZM71 232H72V234H71ZM74 232H76V234L78 236ZM233 232L236 234H234ZM42 233H44V235ZM50 233H51V236H50ZM73 233L77 237L73 236ZM211 233L215 234V235H212ZM232 233H233V235H232ZM241 233H243V234H241ZM8 234H10L11 237ZM36 234L38 235L40 240L38 239L37 236H35ZM6 235L8 236V238ZM25 235H26V237L28 235L29 238L32 235L33 239L30 238L31 241H30V239L28 241V239H26ZM61 235H64V236L62 237ZM69 235L73 236V237H69ZM226 235H228V236H226ZM3 236L5 238H3ZM12 236H14L13 238H15V239L12 240ZM213 236L217 239L215 240V238ZM234 236H236V237H234ZM52 237H55V239ZM233 237H234V241L232 239ZM260 237H261L262 241H261V239H258ZM71 238H75L76 240L72 239V240H74V241H72ZM77 238H80V239H77ZM223 238H224V240H223ZM42 239L45 242H41ZM69 239H70V243H69ZM202 239H204V240H202ZM9 240H10V242H9ZM32 240H33L34 245H33V243H29V242H32ZM56 240H60L62 242L60 243V241H56ZM229 240H231V241H229ZM236 240H237V242H236ZM13 241H15V242H13ZM18 241L21 243H18ZM25 241L26 242L28 241L27 244ZM238 241H240L241 243L239 242L240 243L239 244ZM11 242H13V244ZM49 242L51 243L50 245H48ZM160 242H161V244H160ZM243 242L246 244H244ZM37 243H39L41 246H44L45 250L47 248L48 249L45 251L43 247H40V248H42V249H40L42 251V252L40 251V254L41 253L44 254V255L41 254L42 255L41 256L42 261L39 259V261L33 260L34 262H32V259H29L27 257L30 256V253L32 250L36 249L34 247L39 246V244H37ZM42 243H44V244H42ZM28 244H31V245H28ZM35 244H37V245H35ZM77 244H79V245H77ZM181 244H182V247H181ZM262 244H263V246H262ZM22 245L26 246V247H23ZM233 245H235V246H233ZM6 246H8V247H6ZM238 246H240V247H238ZM28 247L30 248L31 251H28L29 250ZM69 247H71V248H69ZM167 247L169 250L167 249ZM230 247H231V250L228 251V249H230ZM234 247L236 250L234 249ZM196 248H197V250H196ZM69 249H73L74 251H70ZM163 249H164V251H163ZM244 249H246V250H244ZM161 250L163 252H161ZM66 251H68V253ZM180 251H182V252H180ZM195 251H197V252H195ZM170 252H172V253H170ZM234 252H236L235 253L236 255L234 254ZM247 253L249 254V256L246 255ZM261 254H263V255H261ZM85 255H86V257H85ZM242 255H244V257ZM177 256H178V259H177ZM17 257H18V259H16ZM139 257L141 260L139 259ZM261 257L263 258V260ZM260 258H261V260H260ZM142 259H143V261H142ZM14 260H15V262H12ZM10 261L5 262V264H7Z\"/></svg>", "mask_w": 264, "mask_h": 264}, {"label": "bare ground", "instance_id": "obj_2", "mask_svg": "<svg viewBox=\"0 0 264 264\" xmlns=\"http://www.w3.org/2000/svg\"><path fill=\"white\" fill-rule=\"evenodd\" d=\"M10 1V0H9ZM27 1H29V0H26V2ZM31 1V0H30ZM29 1V3H28V5H30V2ZM236 1V0H235ZM234 1V2H235ZM240 0H238V2H239ZM242 1V0H241ZM250 1V0H249ZM249 1H246V2H249ZM257 1V0H256ZM264 1V0H263ZM38 2V1H37ZM36 2V3H37ZM40 2V1H39ZM71 2V1H70ZM99 2V3H98ZM110 1L109 0H92L91 1V4H90V6H88L89 4H87V6H85L84 7V9L82 8V9H72L70 12H69V10L68 9H66V11L68 10V13H69V16L73 19V17H76L77 18V20L78 21H80V25L79 24H77V22H76V26H79L78 28L77 27H75V28H77V29H75L74 30V26L72 25V31L74 30L77 34H78V37L79 38H84L85 37V42H83L84 44H85V47L90 43H92L91 42V40L90 39H92V41L93 42H95V40L97 41V38H98V36H100V34H101V32L102 31H105V32H107L106 34H104V35H106V37H107V39H108V42H107V44H108V46H112V45H114V41H113V35H114V30H115V28L117 27L116 25H117V23H119L120 22V20H119V6H120V0H113V1H111V3H109ZM234 2H231V3H234ZM251 2V1H250ZM253 2V1H252ZM260 2H262L261 0H260ZM260 2H259V5L258 6H260ZM131 3V2H130ZM226 3V2H225ZM241 3V2H240ZM244 3V2H243ZM242 3V4H243ZM245 4V3H244ZM40 5H42V4H40ZM225 5V4H224ZM223 5V6H224ZM234 5V4H233ZM45 6V5H44ZM43 6V7H44ZM58 6V5H57ZM82 6H84V5H82ZM126 6V5H125ZM128 6V5H127ZM130 6V5H129ZM131 6H133V5H131ZM136 6V5H135ZM238 6V5H237ZM243 6V5H242ZM241 6V7H242ZM262 6V5H261ZM264 6V5H263ZM30 7V6H29ZM42 7V6H41ZM80 7V6H79ZM220 7H221V5H220ZM219 7V8H220ZM230 8L232 7V6H229ZM241 7H240V9H241ZM247 7V6H246ZM248 7L250 8V6L248 5ZM253 7V6H252ZM38 8H40V7H38ZM217 8V7H216ZM218 8V9H219ZM238 8V7H237ZM236 8V9H237ZM244 8V7H243ZM255 7H253V9H254ZM262 8V7H261ZM260 8V9H261ZM33 9V8H32ZM43 9V8H42ZM45 9V8H44ZM56 9H58V7L56 8ZM55 9V10H56ZM127 9V8H126ZM226 9H228V8H226ZM233 9V8H232ZM231 9V10H232ZM252 9V10H253ZM260 9H259V12H260ZM14 10V9H13ZM16 10H18V9H16ZM15 10V11H16ZM26 10V9H25ZM34 10V9H33ZM61 10V9H60ZM91 10V12L89 13L88 11H90ZM230 10V11H231ZM242 10V9H241ZM254 10H256V9H254ZM262 10V9H261ZM15 11H13L14 13H16ZM30 11H32V10H30ZM37 11H38V9H37ZM44 11V10H43ZM63 11V10H62ZM65 11V12H66ZM129 11V10H128ZM217 11V10H216ZM222 11V10H221ZM3 12V11H2ZM18 12H20V10H18ZM17 12V13H18ZM23 12V11H22ZM40 12V11H39ZM51 12V11H50ZM55 12V11H54ZM53 12V13H54ZM59 13H60V11H58ZM64 12V11H63ZM88 12V13H87ZM229 12V11H228ZM231 12H233V11H231ZM235 12V11H234ZM241 12V11H240ZM243 12V11H242ZM254 12V11H253ZM259 12H257V10H256V12H254V14L256 13H258V15H259ZM11 13V12H10ZM24 13H26L25 11H24ZM27 13H28V11H27ZM30 14H31V12H29ZM28 13V14H29ZM43 13H47V12H43ZM49 13V12H48ZM47 13V14H48ZM245 13V12H244ZM261 13H263V12H261ZM260 13V14H261ZM28 14H26V15H28ZM42 14V13H41ZM66 14V13H65ZM128 14V13H127ZM218 14H220V13H218ZM238 14L239 13H237L236 15V17L238 18L239 16H238ZM247 14V13H246ZM251 14H253V13H251ZM22 15H24L25 17H26V15L25 14H23L22 13ZM51 15V14H50ZM55 15H56V13H55ZM58 15V14H57ZM60 15V14H59ZM121 15V14H120ZM221 15V14H220ZM224 16L222 17H220V18H218V16L219 15H214L210 20H207L206 22H205V24L202 26L204 29H206L208 32L209 31H213L214 29H216L217 30V32H220V30L222 29V27H223V25H224V23H226V22H228V24H229V22H230V19L231 18H233V16L230 18V14L228 15V14H223ZM235 15V14H234ZM243 15V17H245V15L244 14H241V16ZM2 16V15H1ZM10 16V15H9ZM124 16V15H123ZM128 16H131V15H128ZM248 16H250V14L248 15ZM257 16V15H256ZM260 16V15H259ZM5 17V16H4ZM34 17V16H33ZM43 17V16H42ZM45 17V16H44ZM253 17V16H252ZM252 17H251V19H252ZM262 17H264V15L262 16ZM22 18V17H21ZM26 18H28V17H26ZM67 18V17H66ZM69 18V17H68ZM124 18V17H123ZM230 18V19H229ZM250 17H248V19H249ZM261 18V17H260ZM16 19V18H15ZM120 19H122V16L120 17ZM127 19V18H126ZM204 19V18H203ZM236 19V18H235ZM244 19V18H243ZM263 19V18H262ZM14 20V19H13ZM30 20H32V19H30ZM39 20H42V19H39ZM62 20V19H61ZM69 20V19H68ZM128 20V19H127ZM205 20V19H204ZM203 20V21H204ZM258 20H259V18H258ZM257 20V21H258ZM45 21V20H44ZM63 21V20H62ZM73 21H74V19H73ZM72 21V22H73ZM119 21V22H118ZM126 21V20H125ZM233 21H235V20H233ZM261 21V20H260ZM13 22V21H12ZM17 22H18V19H17ZM17 22H16V24H17ZM24 22H25V20H24ZM31 23H33L32 21H30ZM39 22V21H38ZM46 22H47V20H46ZM46 22H44V23H46ZM105 22H107L108 23V28L107 29H105V28H103L104 26V23ZM124 22V21H123ZM127 22V21H126ZM129 22V21H128ZM243 22H244V20H243ZM252 22V21H251ZM253 22H254V20H253ZM3 23H5V22H3ZM19 23V22H18ZM43 23V22H42ZM41 23V24H42ZM61 23V22H60ZM71 23V22H70ZM107 23H105L106 25H107ZM120 23H122V22H120ZM125 23V22H124ZM236 23H238V21L236 22ZM241 23V22H240ZM247 23V22H246ZM249 23V22H248ZM255 23V22H254ZM254 23L252 24V26L251 27H253V25H254ZM15 24V23H14ZM15 24V25H16ZM26 24H28V23H26ZM34 24V23H33ZM40 24V23H39ZM50 24V23H49ZM48 24V25H49ZM69 24V23H68ZM68 24H66L67 26H68ZM123 24V23H122ZM227 24V23H226ZM227 24V25H228ZM235 24V23H234ZM241 24H243V23H241ZM260 24H264V22L262 23H260ZM260 24H259V22H258V26L256 27L255 25V27H256V29L260 26ZM20 25V24H19ZM64 25V24H63ZM120 25V24H119ZM250 25V24H249ZM29 26V25H28ZM58 26H59V22H58ZM65 26V25H64ZM67 26H66V31L68 32V30H67ZM103 26V27H102ZM230 26V25H229ZM234 26V25H233ZM240 27V25L238 24L237 25V27ZM19 27V26H18ZM18 27H17V30H18ZM69 27V26H68ZM100 27V29L99 30H97L98 28ZM102 27V28H101ZM121 27H122V25H121ZM120 27V28H121ZM262 27V26H261ZM261 27H260V29H261ZM264 27V26H263ZM262 27V29H263V31H264V28ZM29 28V27H28ZM64 28V27H63ZM32 29V31H33V33H35V32H38V33H49V34H52V33H54L55 32V29H53L51 26H46V27H39V26H36V27H32L31 28ZM71 29V28H70ZM69 29V30H70ZM226 28L224 27V31H227V32H229V30H237V28H235L234 29V27H232L231 29H229V30H225ZM228 29V28H227ZM246 29H247V27H246ZM261 29V30H262ZM0 30H4L3 28H0ZM25 30V29H24ZM29 30H30V28H29ZM63 30V29H62ZM118 30V29H117ZM121 30H123V29H121ZM126 30V29H125ZM231 30V31H232ZM239 30H240V28H239ZM253 30V29H252ZM251 30V31H252ZM22 31V30H21ZM20 31V32H21ZM132 31V30H131ZM223 31V32H224ZM240 31H242V30H240ZM250 31V33H253L254 31H252L251 32ZM263 31H262V33H263ZM61 32V31H60ZM235 32V31H234ZM247 32V31H246ZM258 32H260L261 33V31H259V29H258ZM28 33V32H27ZM26 33V34H27ZM213 34H214V32H212ZM231 33V32H230ZM242 33H244L243 31H242ZM248 33V32H247ZM259 33V36L261 37L260 38V41L259 42H261V40H262V38H263V34L261 33L260 34ZM138 34V33H137ZM238 34V33H237ZM249 34V33H248ZM20 35V34H19ZM133 35V34H132ZM206 35V34H205ZM218 35L219 36H221L219 33H218ZM225 35H227V33L225 34ZM224 35V36H225ZM229 35V34H228ZM231 35H232V33H231ZM234 35V34H233ZM232 35V36H233ZM243 35V34H242ZM253 35V34H252ZM27 36V35H26ZM35 36V35H34ZM42 36H44V35H42ZM48 36V35H47ZM52 36V35H51ZM61 36V35H60ZM71 36V35H70ZM102 36V35H101ZM121 36H122V34H121ZM120 36V37H121ZM138 36V35H137ZM235 36V35H234ZM244 36H245V34H244ZM259 36H257V37H255V38H257V40H258V37ZM9 37V36H8ZM39 37V36H38ZM37 37V38H38ZM40 37H41V35H40ZM75 38V39H77V40H79V38ZM97 37V38H96ZM109 37H110V40H109ZM134 37V36H133ZM207 37H208V35H207ZM216 37H218V36H216ZM231 37V36H230ZM237 37H238V35H237ZM35 38V37H34ZM50 38H52V37H49V41H50ZM140 38V37H139ZM40 39V38H39ZM69 39V38H68ZM100 39V38H99ZM102 39V38H101ZM216 39V38H215ZM226 39H229V38H226L225 37V40ZM231 39V38H230ZM241 39H243V38H241ZM245 39V38H244ZM35 40V39H34ZM46 40V39H45ZM44 40V38H43V41H45ZM220 40H221V38H220ZM233 40V39H232ZM235 40V39H234ZM255 40V42H256V39H253V41ZM37 41V40H36ZM60 41V40H59ZM63 41V40H62ZM67 41V40H66ZM69 41V40H68ZM67 41V42H68ZM80 41V40H79ZM125 41V40H124ZM128 41V40H127ZM126 41V42H127ZM209 41H211V39L209 40ZM246 41V40H245ZM27 41H26V37L25 36H18V37H10V38H7V37H4V36H0V54H2V53H4V52H8L10 55V57H11V60L14 58V60H18L19 62V64L22 66V68H24V70L23 71H27L28 72V74L29 73H35L34 75L35 76H33L31 79H30V81H29V79H28V81H29V83L27 84V90H28V92H29V95H31V97H32V100H33V102H32V104H33V107H35L36 109L35 110H37L38 108H40V109H42V107L43 106H45L46 105V103H51L50 102V99H49V96L52 94V89L54 88V86H55V84L56 83H61L62 82V78L63 77H61L60 78V76H58L59 74L57 73V72H60L61 70H64V72H65V69L68 67V65H65V64H70V65H72V70H69L68 69V71H66V73L65 74H68L69 75V79H68V85H67V89H69V94H70V98L72 99V101H74V104H75V106L76 107H74L73 105H70V106H72V107H70V108H73L72 109V114H73V116L72 117H74V118H76V119H78L77 121H79L78 123H76L75 122V120L74 121H72L73 123L75 122L78 126H76L75 128H73L74 130H73V132H74V134H73V136H72V134H69L71 137H72V139L74 138V136H78V138H81V136L79 137V132L82 130V133H81V135L83 136V131H85L86 130V128H85V126L87 125V124H89L90 126H94V124H95V122H94V119H93V117H92V119H93V121H92V123L93 124H91V123H88V117H91V116H89L88 114L90 113L88 110H89V108H92L91 106H93L94 105V102H93V105H89V101L91 100V103H92V97H93V93H95L94 92V90H93V86L95 85L93 82H94V76L96 75V73H97V71H98V69H99V64H101L100 62L103 60V58H102V60H101V55H100V53L98 52V51H96L95 53H93L92 54V52H90V51H92V49L89 51L90 53H91V55H87V60H82L83 58H82V55L83 54H86V53H84V49L86 50V48H84L83 49V53L81 52L82 51V49H81V51L79 50V47H80V45H83L82 43H77L75 46H76V50L74 51V55H73V53H72V55H73V63L71 64L69 61H68V57L64 54V56L63 57H65V60H62V63H65V64H63V67L64 68H62V65H59V63H57V60H58V56H56V55H54L53 54V51L51 52L50 51V49L52 48V47H49V46H47V47H49V49L48 50H44V46H42V45H40V43H37L36 45H33V42L31 43V44H27L26 43ZM74 42V41H73ZM76 42V41H75ZM100 42V41H99ZM205 42V41H204ZM216 42V44H218V41H215ZM220 42V41H219ZM223 42H225V43H229L230 41H228L227 42V40L226 41H223ZM222 42V43H223ZM258 41H257V43H259ZM263 42V41H262ZM60 43H62V42H60ZM97 43V42H96ZM232 43V42H231ZM231 43H229L228 44V46L231 44ZM254 43V42H253ZM257 43H256V45H257ZM94 44V43H93ZM104 44V43H103ZM137 44H138V42H137ZM211 44H212V42H211ZM240 44V43H239ZM262 43H260L259 44V46H257V48L259 49V51L257 50V52H259V53H261L262 55H260V57L259 58H257V60L256 59H254L253 61H251V60H249V61H251V62H249V66H250V69H251V72H252V74H254V77H252L251 76V82L247 85V87L246 88H244V86H242L241 85V83L243 84V82L245 81V73H244V70L241 68V69H238V68H236V67H232V65H235V64H232L231 65V67H228V68H226V75L223 77V78H221V76H220V74L221 73H223V71H224V68H222L221 67V69L219 68V71L217 70V74H219V82H221L222 80H225L226 81V83L223 85V87H225L226 88V86H228V87H232V91H231V93H230V95L232 96V102H234V103H232L233 104V109H232V112H235V113H233V114H235V115H237L238 116V119L240 118H242V117H240V114H239V112H240V110H239V105H238V103L241 101V103L242 102H249V106H250V103H252L253 102V99L255 98V96H257L258 94H260L261 92V94L262 95H264V92H263V90L262 89H264V43L261 45ZM189 45V44H188ZM224 45V44H223ZM241 45V44H240ZM65 46V45H64ZM104 46V45H103ZM118 46V45H117ZM213 46H215V45H213ZM216 46H218V45H216ZM225 46H226V44H225ZM231 46V45H230ZM235 46V45H234ZM234 46H232V48H234ZM249 46H250V44H249ZM253 46H254V44H253ZM58 47V46H57ZM237 47V46H236ZM235 47V48H236ZM255 47V46H254ZM60 48V47H59ZM66 48V47H65ZM132 48H135V47H132ZM220 48H221V45H220ZM234 48V49H235ZM243 48H244V46H243ZM61 49H62V47H61ZM70 49V48H69ZM101 49V48H100ZM139 49V48H138ZM213 49V48H212ZM226 49H228V48H225V50ZM54 50V49H53ZM94 50V49H93ZM103 50V49H102ZM207 50V49H206ZM215 50H216V48H215ZM221 50H223L222 48H221ZM221 50H219V52L221 51ZM229 50V49H228ZM230 50H232V49H230ZM244 50H248V49H245L244 48ZM135 51V50H134ZM207 51H209V50H207ZM206 51V52H207ZM254 51H255V49H254ZM58 52V51H57ZM66 52V51H65ZM88 52V53H89ZM103 52V51H102ZM230 53H231V51H229ZM245 52H247V51H245ZM250 53H251V49H250V51H249ZM42 53H43V56L44 57H42V59H44V61H46V63H45V66H47V67H49V71H47L48 70V68H47V70L45 71V70H42V66H38V68H34V60H35V57H34V55H36L37 56V58H39V60L41 61V55H42ZM62 53V52H61ZM89 53V54H90ZM216 53V52H215ZM226 53H228V52H226ZM103 54V53H102ZM121 54V53H120ZM213 53H211V55H212ZM68 55V54H67ZM106 55V54H105ZM133 55V54H132ZM213 55H215V54H213ZM247 55V54H246ZM253 55V54H252ZM254 55H256V54H254ZM8 56V57H9ZM108 56V55H107ZM134 56V55H133ZM140 56V55H139ZM251 56V55H250ZM257 56V55H256ZM255 56V57H256ZM7 57V58H8ZM89 57V58H88ZM136 57V56H135ZM235 57H237V56H235ZM234 57V58H235ZM243 57V56H242ZM249 57V56H248ZM6 58V57H5ZM213 58H215V57H213ZM240 58V57H239ZM3 59V58H2ZM106 59H109V58H106ZM135 59V58H134ZM217 59V58H216ZM218 59H221V58H218ZM230 59V58H229ZM237 58H235V59H233V60H235V61H237L236 60ZM247 58H245V60H246ZM4 60V59H3ZM14 60H12V62L14 61ZM126 60H128V59H126ZM130 60H131V57H130ZM233 60H231L232 62H235V61H233ZM248 60V59H247ZM104 61H105V59H104ZM133 61V60H132ZM132 61H131V63H132ZM136 61V60H135ZM220 60H218L217 62H219ZM241 61V60H240ZM6 62V61H5ZM8 62V61H7ZM42 62H43V60H42ZM169 62V61H168ZM214 62V61H213ZM225 63H228L227 61H224ZM242 62H243V60H242ZM14 63V62H13ZM104 63V62H103ZM135 63V62H134ZM138 63V62H137ZM237 63V65H239L238 64V62H236ZM245 63H247V62H245ZM105 64V63H104ZM14 65H15V63H14ZM128 66H129V64H127ZM133 65V64H132ZM228 65V64H227ZM236 65V66H237ZM10 66V65H9ZM105 66H107V64H105ZM139 66V65H138ZM214 66H215V63H214ZM221 66V65H220ZM248 66V65H247ZM246 66V67H247ZM16 67H18L17 66V64H16ZM15 67V68H16ZM37 67V66H36ZM103 67V66H102ZM225 67V66H224ZM60 68H61V70H60ZM107 68H108V70H109V72H110V75H111V80L112 81H114V80H116V79H113L112 77H113V75H114V72H116V73H119V69L117 70H113L112 68V64H109L108 66H107ZM117 68V67H116ZM142 68V67H141ZM140 68V69H141ZM158 68V67H157ZM157 68H155L154 70H153V72L157 69ZM104 69V68H103ZM115 69V68H114ZM121 69V68H120ZM128 69V68H127ZM214 69V68H213ZM216 69V68H215ZM245 69V68H244ZM249 69V70H250ZM60 70V71H59ZM138 70H139V68H138ZM157 70H159V69H157ZM37 71V72H36ZM71 71V72H70ZM102 71V70H101ZM103 71H107L106 69H104ZM122 71V70H121ZM142 71V70H141ZM259 71V75H257V77H256V73L255 72H258ZM3 72H4V70H0V101H1V103L4 105L5 103H7L11 98H12V96H13V93H12V91L11 90H9V89H4L3 87H2V81H1V78H2V75H3ZM63 72V71H62ZM151 73L152 75H153V77L154 76H156V72L157 71H155L154 73ZM23 73V72H22ZM98 73H100V71H98ZM97 73V74H98ZM104 73V75L106 74L105 72H103ZM103 73H102V75H103ZM122 74V73H121ZM130 74H132L131 72H130ZM138 74V73H137ZM207 74V73H206ZM233 74H235V76H236V74H237V77H233V79H231V76H233ZM103 75V76H104ZM119 75V74H118ZM124 75V74H123ZM133 75V74H132ZM102 76V77H103ZM129 76V75H128ZM213 76V75H212ZM249 76V75H248ZM22 77V76H21ZM28 77V76H27ZM58 77L60 78V79H58ZM102 77H98V78H102ZM106 77V76H105ZM119 77V76H118ZM132 77V76H131ZM130 77V78H131ZM135 77V76H134ZM151 77V76H150ZM214 78H215V76H213ZM65 78V77H64ZM95 78H96V76H95ZM104 78V77H103ZM103 78H102V81L100 80V79H98V80H100L101 82L100 83H102L103 84ZM107 78V77H106ZM125 78V77H124ZM136 78V77H135ZM57 79L59 80L58 82H57ZM97 79V78H96ZM120 79V78H119ZM142 79H144V78H142ZM207 79H209V78H207ZM216 79H217V77H216ZM105 80V79H104ZM126 80H128L127 78H126ZM131 80V79H130ZM156 80V79H155ZM196 80V79H195ZM56 81V82H55ZM134 81V80H133ZM146 81V80H145ZM106 82V81H105ZM116 82V81H115ZM144 82V81H143ZM191 82V81H190ZM215 82H216V80H215ZM217 82H218V79H217ZM224 82V81H223ZM4 83V82H3ZM108 83V82H107ZM111 83V82H110ZM140 83V82H139ZM147 83V82H146ZM184 83V82H183ZM245 83V82H244ZM247 83V82H246ZM65 84H66V82H65ZM76 84H78V85H76ZM101 84V85H102ZM105 84V83H104ZM103 84V85H104ZM113 84V83H112ZM214 84V83H213ZM218 84V83H217ZM75 85H76V87H75ZM103 85H102V87H103ZM137 85H139V84H137ZM185 85V84H184ZM195 85V84H194ZM198 85V84H197ZM14 86V85H13ZM12 86V87H13ZM72 86V87H71ZM96 86V85H95ZM100 86V85H99ZM105 86H106V84H105ZM199 86V85H198ZM211 86H213V85H211ZM214 86H215V84H214ZM219 86H220V83H219ZM12 87H11V89H12ZM64 87H65V85H64ZM63 87V88H64ZM97 87V86H96ZM144 88L146 87V86H143ZM204 87V85L202 84V85H200L199 87H198V89H196L195 90V88H193L195 91L194 92H190L189 93V100H185L186 102H189L190 100H192V99H194V101L195 100H197L198 101V103H200V101H204V104H205V106H206V108H207V110L213 115L215 112V115L216 114H219V112H220V108H218L219 107V105H217V109L215 110L214 108H212V106H213V104L210 106V101H209V103L207 102V100H205L204 98L206 97H204V95H205V92H202V88ZM217 89H218V87L217 86H215ZM262 88V89H260V88ZM61 89L62 90V93L61 92H59V93H61V94H63V92L65 93L66 92V90H64V89ZM74 88V89H73ZM104 88V87H103ZM110 88V87H109ZM151 88V87H150ZM220 88V87H219ZM23 89H25V88H23ZM58 89V88H57ZM56 89V90H57ZM99 89V88H98ZM221 89V88H220ZM259 89L260 90H262V91H259ZM26 90V91H27ZM49 90V93L47 94V91ZM60 90V89H59ZM60 90V91H61ZM64 90V91H63ZM97 90V89H96ZM103 90V89H102ZM101 90V91H102ZM26 91L24 92V94H25V98H23V100H24V104L25 105H28V103L26 104V102H27V100H28V98H29V95H28V93L26 94ZM51 91V92H50ZM75 91H78V93H79V95H78V97L77 98H74L73 99V95H74V92ZM101 91L100 90H98V92H100L101 93ZM105 91H107L106 89H105ZM187 91V90H186ZM218 91H220V90H218ZM229 91V90H228ZM57 92H58V90H57ZM98 92H97V94H98ZM51 93V94H50ZM54 93H56V92H54ZM67 93V92H66ZM100 93L98 94V95H100ZM102 93H103V91H102ZM182 93H184V92H182ZM204 93V94H203ZM207 93V92H206ZM221 93H222V91H221ZM221 93H220V95H221ZM57 94V93H56ZM61 94H59V97L61 96ZM68 94V95H69ZM90 94H92L91 96L92 97H89V95ZM148 94H149V96L150 97H152L151 95H152V91L149 89L148 90ZM188 94V93H187ZM186 94V95H187ZM192 94V95H191ZM211 95H212V93H210ZM209 94V95H210ZM260 94V95H261ZM55 95V94H54ZM58 95V94H57ZM57 95H55V96H57ZM64 95V94H63ZM103 96H104V94H102ZM107 95V94H106ZM53 96V95H52ZM102 96V98H104ZM148 96V97H149ZM216 96V95H215ZM222 96V95H221ZM58 97V98H59ZM97 97V96H96ZM101 96H99V98H100ZM178 97V96H177ZM262 97V96H261ZM264 97V96H263ZM262 97V98H263ZM64 98H67V97H64ZM94 98V97H93ZM99 98H98V100H99ZM101 98V99H102ZM182 98H184V97H182ZM186 98V97H185ZM188 98V97H187ZM259 98V97H258ZM20 99V98H19ZM31 99V98H30ZM48 99H49V101H48ZM60 99V98H59ZM58 99V100H59ZM67 99H69V98H67ZM96 99V98H95ZM100 99V100H101ZM178 99V98H177ZM176 99V100H177ZM221 99H222V97H221ZM259 99H261V98H259ZM52 100V102H53V99H51ZM66 100V99H65ZM65 100H64V102H65ZM98 100H95V102L96 101H98ZM107 100V99H106ZM263 100H264V98H263ZM48 101V102H47ZM108 101V100H107ZM152 101V100H151ZM193 101V102H194ZM218 101V100H217ZM220 101V100H219ZM71 102V101H70ZM102 102H103V99H102ZM106 102V101H105ZM105 102H104V104H105ZM109 102V101H108ZM153 102V101H152ZM152 102H150L151 104H152ZM212 102V101H211ZM17 103V105L19 104V105H23V101H22V98L20 99V102H19V100L16 102ZM63 103V102H62ZM100 103V105H104V104H102L101 102H99ZM192 103V102H191ZM203 103V102H202ZM214 103V102H213ZM230 103V102H229ZM260 103V102H259ZM263 103H264V101H263ZM45 104V105H44ZM52 104V103H51ZM67 104V103H66ZM72 104H73V102H72ZM107 102H106V105H104L105 107L107 106ZM111 104V103H110ZM114 104H116L115 102H114ZM155 104V103H154ZM217 104V103H216ZM100 105H98V106H100ZM109 105V104H108ZM188 105V104H187ZM53 106V105H52ZM52 106H51V109H53L52 108ZM102 106H100L101 108L100 109H102ZM118 106V105H117ZM152 106H153V104H152ZM185 106V105H184ZM227 106V105H226ZM241 106V105H240ZM248 106V105H247ZM13 107V106H12ZM24 107V106H23ZM23 107H18V108H13L12 110L10 109V111L9 110H7L6 111V114H5V116H6V118L3 120V123L2 124H0V205L1 204H3V203H5V201H6V192H4L3 191V188L4 189H8L10 186H11V184H12V179L10 178V177H12V176H16L17 174H19V175H22L24 172L26 173V176L28 175L29 176V172H30V170L32 169V168H34V165L35 164H33V166H31L32 164L31 163H29V161H31V162H33V163H37V166H36V168L38 167V165H40L41 164V162H42V165L43 164H45V166L46 165H48L47 163H49V162H52L54 159H56V157H54L55 156V154H56V152L57 151H59L60 152V150H59V147H60V145H59V147H58V144H56L55 142H51V146H48V143H47V145H46V143L45 144H42L43 146L41 147H38L37 149H38V152L36 153V154H34V155H32L31 157L29 156V152H28V149H29V147H30V145H29V143H30V141L33 139V138H31V136L33 135V133H35L37 130L39 131L41 128H42V126H44L43 127V130H44V128H46L51 122H52V119H54V113L51 111V112H49V114H47L46 116V119L44 120V119H42L43 117H41L42 116V113L41 112H43L44 113V111H42V110H40L41 112H40V114L39 115H41L38 119H39V121L38 122H33V121H29V119H28V110L29 109H27L26 108V110H24V108ZM26 107V106H25ZM47 107L49 108L50 107V105L48 104L47 105ZM69 107V106H68ZM105 107H103V108H105ZM108 107V106H107ZM113 107V106H112ZM115 107V106H114ZM113 107V108H114ZM213 107H215V106H213ZM231 107V106H230ZM230 107H227L228 109L230 108ZM258 107H259V105H258ZM46 108V107H45ZM55 108V107H54ZM60 108H62V105H61V107ZM94 108H95V105H94ZM111 108V107H110ZM180 108V107H179ZM189 108V107H188ZM47 109V108H46ZM50 109V108H49ZM50 109V110H51ZM76 109V110H75ZM95 109H97V108H95ZM231 109L229 110V111H231ZM262 109V108H261ZM44 110V109H43ZM68 110H70L69 108H68ZM68 110H66V111H68ZM91 110H93V109H91ZM103 110V109H102ZM101 110V111H102ZM105 110V112H106V109H104ZM104 110L102 111V112H104ZM112 110L114 111V113L112 112ZM118 110V109H117ZM175 110V109H174ZM173 110V111H174ZM248 110H251V109H248ZM4 111V110H3ZM54 111V110H53ZM100 111V110H99ZM201 111V110H200ZM242 111V110H241ZM260 111V110H259ZM262 111H264V110H262ZM261 111V112H262ZM59 112V111H58ZM62 113H60L61 115L60 116H62L64 113V111H61ZM74 112V113H73ZM98 112V111H97ZM97 112H96V114H97ZM104 112V113H105ZM108 112L109 111H107V113L106 114H108ZM190 112V110L188 109V111H185V112H183L182 113V117H185L186 116V118H188V120L187 121H185L183 124L185 125V126H188V125H190L191 124V122L193 121V119H192V117H191V114L189 113ZM206 112V111H205ZM218 112V113H217ZM243 112V111H242ZM260 112V113H261ZM38 113V112H37ZM51 113V114H50ZM56 113H57V111H56ZM55 113V115H57ZM66 113V112H65ZM93 113V112H92ZM99 113V115L101 114L100 112H98ZM111 113H113V116H114V114H116V112H115V110L114 109H111ZM200 113V112H199ZM209 113V114H210ZM229 113V112H228ZM244 113V112H243ZM30 114V113H29ZM44 114H46V113H44ZM205 113H203V115H204ZM210 114V115H211ZM232 114V115H233ZM32 115H34V114H32ZM67 115V114H66ZM68 115H70V113H68ZM67 115V116H68ZM98 115V114H97ZM98 115V116H99ZM102 115V117L105 115H103V113L101 114ZM117 115V114H116ZM143 115V114H142ZM172 115V114H171ZM178 115V114H177ZM196 115V114H195ZM227 115V114H226ZM44 116V115H43ZM106 116V115H105ZM205 116V115H204ZM216 116H218V115H216ZM3 117V116H2ZM30 117H32V116H30ZM37 117V116H36ZM71 117V116H70ZM95 117V116H94ZM97 117V116H96ZM101 117V116H100ZM102 117H101V119L99 120L98 119V117H97V119H96V121H97V123L96 124H98L99 126L102 124V122L104 121V120H102ZM123 117H125V115H123ZM178 117V116H177ZM194 117V116H193ZM203 117V116H202ZM220 117V116H219ZM219 117H217V118H219ZM248 117V116H247ZM264 116H262V118H263ZM63 118V117H62ZM74 118H72V120L74 119ZM111 118H114V117H111ZM121 118V117H120ZM171 118V117H170ZM169 118V119H170ZM172 118H174V116L172 117ZM176 118V117H175ZM208 119H209V117H207ZM213 118H215V116H213ZM215 119L216 121H218V119ZM232 118H234V117H232ZM243 118H244V116H243ZM260 118V117H259ZM3 119V118H2ZM168 119V120H169ZM181 119H183V118H181ZM204 119H206V118H203V122H204ZM238 119H237V121H238ZM245 119V118H244ZM32 120V119H31ZM55 120L56 121H58L57 120V118L56 119H54V122H55ZM61 121H63L62 119H60ZM65 120L66 119H64V122L62 123L63 125H65L66 126V124H65ZM117 120V119H116ZM128 120V119H127ZM172 120V119H171ZM235 120V119H234ZM246 120V119H245ZM255 120V119H254ZM45 121V122H44ZM122 121H123V119H122ZM125 121V120H124ZM162 121V120H161ZM172 121H174V119L172 120ZM206 121H208V120H206ZM228 121V120H227ZM240 121V120H239ZM238 121V125L242 128L243 127V123H242V119H241V122H239ZM262 121V120H261ZM1 122H2V120H1ZM105 122V121H104ZM169 122H170V120H169ZM168 122V123H169ZM178 122V121H177ZM199 122V121H198ZM202 122V121H201ZM200 122V123H201ZM229 122V121H228ZM233 122V121H232ZM252 122H253V120H252ZM258 122H260V121H258ZM59 123V122H58ZM74 123V124H75ZM124 123V122H123ZM174 123H175V121H174ZM180 123V122H179ZM241 123L243 124V125H241ZM261 123V122H260ZM38 124H39V127H38ZM62 124H61V127H63L62 126ZM72 124V123H71ZM70 124V125H71ZM73 124V125H74ZM170 124H172V122L170 123ZM178 124V123H177ZM203 124H205V123H203ZM232 124V123H231ZM230 124V125H231ZM248 124H250V123H248ZM256 124V123H255ZM45 125H46V127H45ZM59 125H60V123H59ZM105 124L103 123V125L101 126V127H103ZM132 125V124H131ZM201 125V124H200ZM225 125V124H224ZM228 125V124H227ZM236 125H237V123H236ZM237 125V126H238ZM51 126V125H50ZM54 126V123H53V125H52V127ZM99 126H97V129H98V127ZM130 126V125H129ZM193 126V125H192ZM198 126V125H197ZM196 126V127H197ZM212 126V125H211ZM229 126V125H228ZM52 127H51V129H52ZM57 127H58V125H57ZM88 127V126H87ZM131 127V126H130ZM132 127H133V125H132ZM173 127H174V125H173ZM189 127V126H188ZM194 127V126H193ZM200 127V126H199ZM207 128H208V126H206ZM230 127V129H232V127L231 126H229ZM239 127V128H240ZM255 127V126H254ZM257 127H258V125H257ZM49 128V127H48ZM55 128V127H54ZM58 128H60V127H58ZM65 128V127H64ZM85 128V130H83ZM137 128V127H136ZM216 128V127H215ZM234 128H235V126H234ZM238 128V127H237ZM236 128V129H237ZM238 128V129H239ZM240 128V129H241ZM47 129V128H46ZM50 129V128H49ZM55 129H57V128H55ZM54 129V130H55ZM94 129H96V127L94 128ZM133 129V128H132ZM199 129V128H198ZM206 129V128H205ZM239 129V130H240ZM64 130V129H63ZM88 131H89V129H87ZM92 127H91V131L89 132L90 133V135L91 134H94V133H91L92 132ZM99 130H101V128L99 129ZM104 130V129H103ZM103 130H102V133H103ZM213 130V129H212ZM251 130V129H250ZM255 130H258L259 131V127L257 128V129H255ZM254 130V131H255ZM37 131V132H38ZM53 131V130H52ZM191 131V130H190ZM203 131H205V130H203ZM226 131H227V129H226ZM233 131V130H232ZM51 132V131H50ZM57 132H58V134L59 133H61V134H63V137H65L64 135H65V133L64 132H62L61 130H57ZM100 132V131H99ZM99 132H97V133H99ZM194 132V131H193ZM211 132V131H210ZM209 132V133H210ZM228 133L229 132H231V130L229 131V129H228V131H227ZM255 132H257V131H255ZM47 133H48V131H47ZM88 133V134H89ZM101 133V132H100ZM151 133V132H150ZM187 133H188V130H187ZM191 133V132H190ZM233 133V132H232ZM260 133V132H259ZM261 133H262V135H260V137H261V147L264 149V127H263V129L261 130ZM57 134V133H56ZM68 134V133H67ZM171 134H173L172 132H171ZM181 134V133H180ZM180 134H178V135H180ZM197 134V133H196ZM207 134V133H206ZM206 134L204 135V136H206ZM213 134V133H212ZM212 134H209V135H212ZM225 134L228 136V134L225 132ZM236 134V133H235ZM235 134H234V136L233 137H235ZM250 134H251V132H250ZM252 134H255V133H252ZM87 135V134H86ZM96 135V134H95ZM101 135V134H100ZM105 135H107V134H105ZM133 135V134H132ZM182 135V134H181ZM192 135H194V133L192 134ZM198 135V134H197ZM201 135V134H200ZM200 135H198V136H200ZM203 135V134H202ZM217 135V134H216ZM219 135V134H218ZM237 135V134H236ZM54 136H56V135H54ZM97 136H98V134H97ZM129 136V135H128ZM133 136H135V135H133ZM148 136H149V134L148 135H146V137L148 138ZM189 136V135H188ZM203 136V137H204ZM208 136V135H207ZM227 136H225V137H227ZM232 136V135H231ZM239 136V133H238V135H237V138H239L238 137ZM240 136H241V134H240ZM245 136V135H244ZM256 136H259V134L258 135H256ZM256 136H254V137H256ZM37 137V136H36ZM59 137V136H58ZM62 137V136H61ZM67 137V136H66ZM66 137H65V139H66ZM84 137V136H83ZM83 137H82V139H83ZM87 137H89L88 135H87ZM92 137V136H91ZM95 137V136H94ZM102 137H103V135H102ZM105 137V136H104ZM176 137V136H175ZM178 137V136H177ZM208 137H210V136H208ZM214 137V136H213ZM230 137V136H229ZM13 138L15 139V140H17V142H15L14 143V141H13ZM50 138V137H49ZM60 138V137H59ZM76 138V137H75ZM86 138V137H85ZM98 138V137H97ZM145 138V137H144ZM146 138V139H147ZM169 138H171V137H169ZM182 138H183V136H182ZM56 139H58V138H56ZM55 139V140H56ZM61 139V138H60ZM60 139H59V141H60ZM63 139V138H62ZM81 139V140H82ZM88 139H90V138H88ZM88 139H84V142L86 143L87 141H85V140H88ZM94 139V138H93ZM106 139V138H105ZM142 137L140 138H138L137 139V141H136V144L138 143H140L141 141H142ZM165 139V138H164ZM185 139V138H184ZM194 139V138H193ZM207 139H209L210 140V138H207ZM231 139V138H230ZM241 138H239V139H237V141H241L240 140ZM256 139V138H255ZM35 140V139H34ZM46 140H47V138H46ZM70 140H71V138H70ZM76 141H77V139H75ZM79 140V139H78ZM81 140H79L80 142H81ZM91 141H93L92 139H90ZM108 140V139H107ZM134 140H135V138H134ZM186 141H187V139H185ZM184 140V141H185ZM222 140H223V138H222ZM226 140H227V138H226ZM236 140V139H235ZM247 138H246V143H247ZM252 140V139H251ZM251 140H250V137H249V140H248V142H251ZM58 141V140H57ZM56 141V142H57ZM73 141V140H72ZM71 141V142H72ZM76 141L74 142V143H76ZM174 141V140H173ZM178 141V140H177ZM181 141V140H180ZM179 141V142H180ZM182 142L183 143V145H184V143H186V142ZM211 141H214V143L213 142H211ZM211 141L209 142L210 144L211 143H213V144H215L216 142V139L214 138H212L211 139ZM219 141V140H218ZM229 141V140H228ZM244 141V140H243ZM242 141V142H243ZM253 141H254V139H253ZM36 142V141H35ZM78 142V141H77ZM80 142H79V144H80ZM84 142H81L82 143V145H83V143ZM99 142V141H98ZM101 142H104V141H101ZM111 142V141H110ZM239 142H236V144H238ZM242 142H240V143H242ZM32 143H34V141L32 142ZM67 144H68V142H66ZM65 143V144H66ZM88 143V142H87ZM92 143V142H91ZM91 143H90V141H89V144L91 145ZM97 143V142H96ZM95 143V144H96ZM189 143V142H188ZM188 143H186V144H188ZM207 140H206V138L204 137V138H202V139H199L198 141H194V140H191V142H190V147H189V149H188V152H187V155H186V157L185 158H189V159H193L194 157H192L193 155H192V151L195 149V150H199V154L200 155H205L204 154V152H205V146L207 145ZM223 143V142H222ZM256 143V142H255ZM259 143V142H258ZM36 144V143H35ZM59 144H62L63 146H64V144H63V142H61V143H59ZM72 145V143H69L66 147H69V145ZM93 144V143H92ZM102 144V143H101ZM101 144L99 145V143H98V146L100 147L101 146ZM104 144V146H105V143H103ZM137 144V145H138ZM179 144V143H178ZM181 144V143H180ZM210 144H208V146L210 145ZM250 144V143H249ZM46 145V146H45ZM61 145V146H62ZM74 145V144H73ZM77 145V144H76ZM86 146H87V144H85ZM82 146V147H86V146ZM110 145V144H109ZM112 145H113V143H112ZM182 145V144H181ZM217 145V144H216ZM232 145V144H231ZM241 145H243V147H244V144H241ZM240 145V146H241ZM256 145H257V143H256ZM32 146H34V144H32ZM31 146V148H35V147H32ZM62 146V147H63ZM104 146H103V148H104ZM108 146V145H107ZM107 146H105V147H107ZM162 146H164V145H162ZM177 146V145H176ZM175 146V147H176ZM219 146V145H218ZM234 146H235V144H234ZM246 146V145H245ZM250 145H248V147H249ZM254 146V145H253ZM252 146V147H253ZM37 147V146H36ZM74 147H75V145H74ZM74 147H72L71 146V149H70V151H72L73 149H74ZM77 147H79V145L77 146ZM76 147V148H77ZM80 147H81V145H80ZM90 147V146H89ZM169 147V146H168ZM181 147V146H180ZM184 147V146H183ZM211 147H213V146H211ZM215 147V146H214ZM217 147V146H216ZM226 147V146H225ZM233 147V146H232ZM236 147H237V145H236ZM242 147V148H243ZM12 148H14V151H13V149ZM70 148V147H69ZM73 148V149H72ZM91 148H93V147H91ZM109 148V147H108ZM112 148V147H111ZM172 148H174V147H172ZM210 147H207V149H209ZM238 148H240V147H238ZM258 148V147H257ZM10 149H12V151H13V153L12 154H10ZM67 149V148H66ZM66 149L64 148V150L63 151H66ZM81 149V148H80ZM87 149V148H86ZM90 149V148H89ZM98 149H100V148H98ZM98 149L97 148H95V151H93L94 153L96 152V150L98 151ZM216 149V148H215ZM233 149H234V147H233ZM249 149V148H248ZM256 149V148H255ZM259 149V148H258ZM10 150V151H9ZM75 150V149H74ZM74 150H73V152H71L72 153V157H73V153H74ZM92 150V149H91ZM90 150V151H91ZM94 150V149H93ZM100 150H102L101 151V153L103 152V149H100ZM99 150V151H100ZM106 150V148H104V151ZM111 150V149H110ZM159 150H161V149H159ZM218 150H220V149H218ZM217 150V151H218ZM252 150V149H251ZM30 151V150H29ZM33 151V150H32ZM32 151H31V153H32ZM70 151H68V152H70ZM87 151V150H86ZM196 151V152H197ZM208 152H210V151H212V150H207ZM237 151V150H236ZM259 151V150H258ZM262 151V150H261ZM76 152V151H75ZM77 152H78V150H77ZM76 152V153H77ZM93 152H91V153H93ZM172 152H173V155H174V150H172ZM207 152V153H208ZM231 152V151H230ZM253 152V151H252ZM31 153H30V155H31ZM58 153V152H57ZM67 153V152H66ZM94 153L92 154V156L94 155ZM112 153H114L113 151H112ZM111 153V154H112ZM162 153H163V151H162ZM176 153V152H175ZM206 153V152H205ZM206 153V154H207ZM60 154V153H59ZM64 154H65V152H64ZM82 154V153H81ZM81 154H78V155H81ZM99 154V153H98ZM103 154H105L106 156L104 157L105 159H106V157L108 156L105 152L103 153ZM108 154H110L109 152H108ZM171 154V153H170ZM198 154V155H199ZM212 154V153H211ZM220 154H221V152H220ZM246 153H244V155H245ZM250 154V153H249ZM252 154V153H251ZM262 154V153H261ZM264 154V153H263ZM262 154V155H263ZM58 155V154H57ZM56 155V156H57ZM63 155V154H62ZM68 155V154H67ZM77 155V156H78ZM116 155V154H115ZM169 155V154H168ZM173 155H170L171 157L170 158H172V156ZM213 155V154H212ZM211 155V156H212ZM222 155V154H221ZM221 155L219 156V157H221ZM240 155V154H239ZM248 155V154H247ZM246 155V156H247ZM254 155V154H253ZM258 154H256V156H257ZM59 156V155H58ZM57 156V157H58ZM68 156H70V155H68ZM74 156H76L75 154H74ZM83 156H85L84 154H83ZM82 155L79 157H76V158H81V157H83ZM89 156V155H88ZM97 156V155H96ZM99 156V155H98ZM97 156V157H98ZM101 156H104V155H101ZM159 156H160V154H159ZM163 156H165V155H163ZM162 156V157H163ZM195 156V155H194ZM207 156V155H206ZM205 156V157H206ZM211 156L209 157V158H211ZM214 156V155H213ZM216 156V155H215ZM214 156V157H215ZM223 156V155H222ZM245 156V157H246ZM259 156H260V153H259ZM259 156H257L258 158H259ZM93 157H95V156H93ZM174 157V156H173ZM195 157H197V155L195 156ZM200 157V156H199ZM198 157V158H199ZM204 157V158H205ZM234 156H232L231 157V155L230 154H228L227 156H225V159H227V160H231V158H233ZM248 157V156H247ZM250 157V156H249ZM252 157V156H251ZM254 157V156H253ZM263 157V156H262ZM60 158V157H59ZM74 158V157H73ZM88 158V157H87ZM103 158V157H102ZM109 158V157H108ZM164 158V157H163ZM162 158V159H163ZM216 158H218L217 156H216ZM235 158V157H234ZM258 158H256V159H258ZM264 158V157H263ZM82 159H84V158H82ZM82 159H80V160H82ZM97 159V158H96ZM166 159V158H165ZM168 159V158H167ZM179 159V158H178ZM196 159V158H195ZM207 159V158H206ZM215 159V158H214ZM214 159H212V160H210V162L211 161H214ZM237 159V158H236ZM243 159V158H242ZM77 160V159H76ZM80 160H78L79 162H80ZM92 160V159H91ZM100 160V158L99 159H97L96 161H99ZM103 160V159H102ZM164 160V159H163ZM163 160H162V162H163ZM169 160V159H168ZM180 160H181V158H180ZM183 160V159H182ZM198 160V159H197ZM246 160H248V161H246ZM246 160H244V161H246V164L247 163H249V159H247L246 158ZM255 160V159H254ZM9 161H11V163L13 164L12 166H8V169L6 168L7 167V164L5 165V163H7L8 162V164H9ZM21 161V162H20ZM26 161V164L27 163H29V165L32 167H30V166H26L25 165V162ZM57 161V160H56ZM55 161V162H56ZM59 161V160H58ZM61 161V160H60ZM63 161H65V158H64V160ZM89 161H90V156H89ZM161 161V160H160ZM169 161H171V160H169ZM168 161V162H169ZM179 161V160H178ZM204 161H205V159H204ZM216 162H217V159L215 160ZM218 161H220L219 159H218ZM224 161V160H223ZM233 161V160H232ZM242 161V160H241ZM243 161V162H244ZM251 162H253L252 161V159L250 160ZM257 161H260V160H257ZM54 162V161H53ZM53 162H52V164L51 165H54L53 164ZM72 162V161H71ZM73 162H74V160H73ZM75 162H77V161H75ZM85 162H86V160H85ZM93 161H91V162H88L87 161V163L85 164V165H87L88 163H92ZM95 162V161H94ZM93 162V163H94ZM105 162H106V160H105ZM104 162V163H105ZM108 162V161H107ZM195 162V161H194ZM215 162V164H217ZM234 162V161H233ZM233 162H231L232 164H233ZM24 164L25 166H26V169L24 168V170L25 171H23L22 170V168H20V166H24V165H21V164ZM40 163V164H39ZM57 163V162H56ZM55 163V164H56ZM66 163V162H65ZM64 163V164H65ZM101 163V162H100ZM100 163L98 164V162L96 163V164H98V167H99V165H100ZM103 163V162H102ZM170 163V162H169ZM196 163V162H195ZM200 163V162H199ZM203 163V162H202ZM202 163H201V165H202ZM209 163V162H208ZM207 163V164H208ZM213 162H211V165H214V164H212ZM224 163V162H223ZM229 163V162H228ZM227 163V164H228ZM258 163V162H257ZM256 163V164H257ZM19 164H20V166H19ZM82 164H83V162L81 163L80 162V167L82 166ZM90 164L89 165H87V166H90ZM96 164H95V166H96ZM163 164H165V163H163ZM163 164H161L162 166H164ZM204 164V163H203ZM210 164V163H209ZM226 164V165H227ZM244 164V163H243ZM252 164H254V163H252ZM255 164V165H256ZM93 165V164H92ZM91 165V166H92ZM161 165H159L160 167V170H161ZM172 165V164H171ZM205 165V164H204ZM210 165V166H211ZM224 165V164H223ZM230 165V164H229ZM235 165V164H234ZM239 165V164H238ZM248 165V164H247ZM246 165V166H247ZM249 165H250V163H249ZM259 165V164H258ZM261 165V164H260ZM262 165H264V163L262 164ZM19 166V167H18ZM68 167L70 166V165H67ZM75 166V165H74ZM78 166V167H79ZM86 166V167H87ZM165 166H167V165H165ZM173 166H175V165H173ZM173 166H171V168L173 167ZM177 166V165H176ZM233 166V165H232ZM254 166V165H253ZM62 167V165L60 166V168ZM83 168H84V166H82ZM93 167V166H92ZM178 167V166H177ZM204 167V166H203ZM225 167H227V166H225ZM225 167H223V168H225ZM241 167V166H240ZM41 167H39V169H40ZM48 168H49V166H48ZM65 168V167H64ZM77 168V167H76ZM83 168H81L82 170H83ZM90 168V167H89ZM95 168V167H94ZM94 168H91V169H94ZM159 168H158V170H159ZM166 168V167H165ZM188 168V167H187ZM214 168H217V167H214ZM239 168V167H238ZM245 168V167H244ZM248 168V167H247ZM252 168V167H251ZM254 168H258V169H260L261 168V166L259 167H254ZM262 168H264V167H262ZM41 169H43V168H41ZM62 169V168H61ZM78 169H80V168H78ZM77 169V170H78ZM96 169V168H95ZM94 169V170H95ZM203 169V168H202ZM212 170L213 171V169L212 168H210L209 167V170ZM226 169V168H225ZM227 169H229V167H227ZM33 170V169H32ZM37 170V169H36ZM64 170V169H63ZM73 170V169H72ZM85 170V169H84ZM86 170H87V168H86ZM85 170V171H86ZM90 170V169H89ZM94 170H93V172H94ZM165 170V169H164ZM188 170V169H187ZM190 170V169H189ZM208 170V171H209ZM217 170H219V169H217ZM238 170V169H237ZM243 171H244V169H242ZM241 170V171H242ZM246 170V169H245ZM23 171V172H22ZM34 171H35V169H34ZM34 171H32V173L34 174L35 172ZM44 171H47V170H44ZM61 171V170H60ZM70 171H71V169H70ZM88 171V170H87ZM184 171H185V169H184ZM183 171V172H184ZM191 171V170H190ZM212 171H210L211 173H213ZM220 171V170H219ZM230 171H232V170H230ZM230 171H226V173L227 172H229V174H230ZM250 171V170H249ZM253 170H251V172H252ZM84 172V171H83ZM90 172V171H89ZM99 172V171H98ZM157 172H161V171H157ZM181 172H182V169H181ZM182 172V175L184 174ZM215 172V171H214ZM239 173H240V170L238 171ZM250 172V173H251ZM29 173V174H28ZM31 173V175L33 176V174ZM36 173H37V171H36ZM53 173V172H52ZM57 173V172H56ZM61 173V172H60ZM60 173L58 174V175H60ZM64 173H65V170H64ZM64 173L61 175L63 178L62 179H59V177L57 178V180H59L60 181V183H58L59 185H60V189H62L63 191H65V188L70 184V179H73V178H70L69 177V175H68V173L69 172H67L66 171V173H67V175H66V173H65V175H64ZM82 173V172H81ZM88 173V172H87ZM86 173V174H87ZM163 173V172H162ZM179 173V172H178ZM190 173V172H189ZM189 173H187V174H189ZM207 173V172H206ZM209 173V172H208ZM218 173V172H217ZM236 173V172H235ZM244 173V172H243ZM39 174V173H38ZM37 174V175H38ZM49 174V173H48ZM54 174H55V172H54ZM85 174V173H84ZM84 174H82V175H84ZM90 174H91V172H90ZM157 174V173H156ZM223 174V173H222ZM241 174V173H240ZM253 175H254V172L252 173ZM256 174V173H255ZM18 175V176H19ZM30 175V176H31ZM37 175H35V176H37ZM77 175H80V174H77ZM92 175V174H91ZM166 175V174H165ZM190 175V174H189ZM188 175V176H189ZM215 175V174H214ZM225 175V174H224ZM228 175V174H227ZM227 175L225 176V177H227ZM231 175V174H230ZM250 175V174H249ZM263 175V174H262ZM23 176L25 177V175L23 174ZM25 177V179H27V178H29L28 179V181L26 180H23V182L25 181V182H28V184L26 183V185H24L23 184V186H21V184H20V188L22 189H19V187H18V189L20 190V194H18V192L16 191V190H14L13 188H12V186H11V189L10 190H14V194H18V196H17V200H15L14 202H16V203H14L13 202V200H12V203H14V207L11 209V210H9V211H13V209H14V213L13 212H11V213H13L12 215H10V213H9V216H12L13 218L11 219V217H10V219H11V221H9V223L11 224H9L8 222V224L10 225V233H12L11 235H14V234H16V233H19V230H21L22 228V230H24V228H26V225L25 224H27L29 221H28V219H27V215L30 213V208L31 207H33V206H31V205H29L27 202L30 200L29 199V197L30 196H34V195H36V194H38V195H40L41 194V192H42V189H43V186L42 185H38V186H36L35 184L33 185L32 183L30 184L29 183V181H31V179L32 178H34L35 176H31L32 178H30V176L29 177ZM44 176V175H43ZM48 176V175H47ZM61 176H60V178H61ZM157 176V175H156ZM160 176V175H159ZM181 176V175H180ZM186 176V175H185ZM185 176L183 177L184 179H185ZM211 176H213V175H210V177ZM217 176V175H216ZM216 176H214V178H216ZM219 176V175H218ZM238 176V175H237ZM22 177V176H21ZM39 177V179H40V176H38ZM44 177H46V176H44ZM49 178H50V176H48ZM72 177V176H71ZM86 177V176H85ZM209 177V178H210ZM230 177H232V176H230ZM254 177V176H253ZM256 177V176H255ZM16 178V177H15ZM18 178H20V177H18ZM37 178V177H36ZM36 178H35V180H36ZM88 178V177H87ZM86 178V179H87ZM159 178V177H158ZM170 178V177H169ZM180 178H182V176L180 177ZM187 178V177H186ZM190 179H187L185 182H188V180H191V177H189ZM194 178V177H193ZM192 178V179H193ZM212 178V177H211ZM213 178V179H214ZM221 178V177H220ZM223 178H224V176H223ZM222 178V179H223ZM252 178V177H251ZM23 179V178H22ZM22 179H20V180H22ZM46 179V178H45ZM75 179V178H74ZM155 179V178H154ZM163 179V178H162ZM213 179H211L212 180V182H213ZM230 179V178H229ZM232 179V178H231ZM250 179V178H249ZM20 180L19 181H17V182H20ZM38 180V179H37ZM43 180V179H42ZM46 180H48V179H46ZM57 180H56V182H57ZM105 180V179H104ZM158 180V179H157ZM156 180V181H157ZM180 180V179H179ZM183 180V179H182ZM203 180V179H202ZM201 180V181H202ZM207 181H208V179H206ZM205 179H204V181H206ZM227 180H228V178H227ZM235 180V179H234ZM246 180V179H245ZM245 180H243L244 181V183H246L245 182ZM16 181H15V183H16ZM34 181V180H33ZM54 181V180H53ZM58 181V182H59ZM118 181V180H117ZM160 181V180H159ZM170 181V180H169ZM172 181V180H171ZM218 181V180H217ZM222 181H224V180H222ZM238 181V180H237ZM260 181V180H259ZM35 182V181H34ZM48 182V181H47ZM113 182V181H112ZM111 182V183H112ZM190 182V181H189ZM209 183H207L208 185H213V183H211L210 181H208ZM263 182V181H262ZM22 183V182H21ZM37 183V182H36ZM102 183V182H101ZM100 183V184H101ZM105 183V182H104ZM170 183V182H169ZM174 183H176L175 181H174ZM182 183V182H181ZM191 183H193V182H191ZM211 183V184H210ZM219 183V182H218ZM242 184V186H244L245 184ZM254 183V182H253ZM97 184V183H96ZM99 184V183H98ZM158 184V183H157ZM162 184V183H161ZM171 184V183H170ZM183 184V183H182ZM195 184V183H194ZM223 184H224V182H223ZM256 184V183H255ZM258 184V183H257ZM15 185V184H14ZM16 185H18V184H16ZM46 185V184H45ZM52 185V184H51ZM104 185V184H103ZM109 185V184H108ZM160 185V184H159ZM167 185V184H166ZM174 185V184H173ZM184 185V184H183ZM217 185V184H216ZM219 185H221V182H220V184ZM219 185H217V187L219 186ZM226 185H227V183H226ZM235 185V184H234ZM237 185V184H236ZM251 185H252V183H251ZM49 186V185H48ZM53 186V185H52ZM129 186V185H128ZM186 185H184V187H185ZM188 187H190L189 185H187ZM186 186V187H187ZM214 186V185H213ZM222 186V185H221ZM239 186V185H238ZM242 186H241V188H242ZM262 186V185H261ZM45 187V186H44ZM55 187H56V185H55ZM58 187V186H57ZM93 187V186H92ZM170 187H172V185H170ZM197 187V186H196ZM211 188H212V186H210ZM215 187V186H214ZM214 187L212 188V192H213V189H214ZM220 187V186H219ZM233 187V186H232ZM231 187V188H232ZM235 187V186H234ZM240 187V186H239ZM256 187H258V186H256ZM262 187H264V186H262ZM16 188V187H15ZM83 188V187H82ZM87 188V187H86ZM89 188H91V186L89 187ZM88 188V189H89ZM113 188V187H112ZM158 188V187H157ZM179 188V187H178ZM191 188V187H190ZM193 188V187H192ZM211 188H209L210 190H211ZM237 188V187H236ZM17 189V190H18ZM54 189V188H53ZM69 189V188H68ZM83 189H85V188H83ZM93 189V188H92ZM100 189H102V187L100 188ZM108 189H110V188H108ZM107 189V190H108ZM174 189V188H173ZM182 190H183V187L181 188ZM195 189V188H194ZM223 189V188H222ZM226 189V188H225ZM243 189V188H242ZM250 188H249V184H247V185H245V197H244V194H243V197H242V199H244L242 202V205H244V206H246V210H247V201H249V195H247L248 194V190H249ZM257 189V188H256ZM260 189V188H259ZM258 189V190H259ZM9 190V191H10ZM45 190H47V189H45ZM48 190H49V188H48ZM47 190V191H48ZM57 190H58V188H57ZM57 190H55V191H57ZM61 190V191H62ZM71 190V189H70ZM70 190H67V191H65V192H67V193H64L63 191V193L66 195V194H68L69 193V191ZM85 190H87V189H85ZM102 190H104V189H102ZM106 190V189H105ZM158 190H159V188H158ZM162 190V189H161ZM166 190H167V187H166ZM180 190V189H179ZM235 190V189H234ZM240 189H238V191H239ZM253 191H254V189H252ZM80 192H81V189L79 190ZM91 191V190H90ZM117 191V190H116ZM164 191V190H163ZM163 191H161V193L163 192ZM169 191V189L167 190V192ZM181 191V190H180ZM207 191H208V189H207ZM214 191H215V189H214ZM221 192L220 193H223L222 192V190H220ZM251 191V190H250ZM50 192V191H49ZM61 192V193H62ZM72 192H73V190H72ZM86 192H88V191H86ZM93 192V191H92ZM102 193V191L101 190H99V193ZM131 192V191H130ZM157 192V191H156ZM171 192H172V190H171ZM187 192H189V191H187ZM191 192V191H190ZM189 192V193H190ZM201 192V191H200ZM212 192H210V193H212ZM217 192V191H216ZM254 192H256V191H254ZM13 193H11V194H13ZM54 193V192H53ZM58 193H60V192H57V195L59 196V194ZM60 193V194H61ZM74 193V192H73ZM72 193V194H73ZM82 193V192H81ZM84 194H85V192H83ZM89 193V192H88ZM98 193V194H99ZM103 193H105V192H103ZM102 193V194H103ZM106 193H108V192H106ZM105 193V194H106ZM154 193V192H153ZM164 193V192H163ZM163 193H162V195H163ZM177 193V192H176ZM184 193V192H183ZM257 193H259V192H257ZM262 192H260V194H261ZM9 194H10V192H9ZM10 194V195H11ZM52 194V189H51V192H50V195ZM54 194H56V192L54 193ZM70 194V196H71V192L69 193ZM168 194V193H167ZM180 194V193H179ZM182 194V193H181ZM197 194H199V193H197ZM213 194V193H212ZM212 194H210V195H212ZM236 194V193H235ZM238 194V193H237ZM256 193H254V195H255ZM259 194V195H260ZM46 195H47V193H46ZM49 195V196H50ZM53 195V194H52ZM64 195V196H65ZM78 195H80V194H78ZM91 196H92V194H90ZM89 195V196H90ZM94 195L95 194H93V197H94ZM101 195V194H100ZM122 195V194H121ZM154 195V194H153ZM156 195V194H155ZM155 195H154V197H155ZM186 195V194H185ZM184 195V196H185ZM189 195V194H188ZM188 195H187V197H188ZM217 195H219V194H217ZM217 195H215V198L217 197ZM227 195V194H226ZM232 195V194H231ZM240 195H242V192L240 191ZM250 195H253V194H250ZM253 195V196H254ZM258 195V194H257ZM9 196V195H8ZM14 197H15V195H13ZM62 197H63V195H61ZM60 196V197H61ZM87 196V195H86ZM130 196V195H129ZM157 196V195H156ZM169 196V195H168ZM177 196V195H176ZM191 196V195H190ZM256 196V195H255ZM262 196V198H263V195H261ZM12 197V196H11ZM53 197V196H52ZM51 197V198H52ZM56 197V199H58V197L57 196H55ZM85 197V196H84ZM104 197V196H103ZM170 197H171V195H170ZM173 197H174V194H173ZM183 196H181L180 198H182ZM187 197H183L185 200H186V198ZM214 197V196H213ZM221 197V196H220ZM252 196H250V198H251ZM10 198V197H9ZM35 198H37L33 203H34V205H35V202H38V200H39V198H38V196L37 197H35ZM41 198H43V199H45V197H41ZM47 198V197H46ZM64 198H66V197H64ZM70 198V197H69ZM86 198V197H85ZM84 198V199H85ZM88 198V197H87ZM106 200H108L107 199V194H106ZM159 198H160V196H159ZM192 199L194 198V197H191ZM207 198V197H206ZM219 198V197H218ZM231 198V197H230ZM259 198V197H258ZM8 199V198H7ZM43 199L41 200V201H43ZM48 199V198H47ZM46 199V201H47V203H48V200ZM55 199V200H56ZM156 199V198H155ZM164 198H162V200H163ZM166 199V198H165ZM183 199V200H184ZM192 199H191V201H192ZM211 199V198H210ZM214 198H212V202H214V200H213ZM220 199V198H219ZM254 199V198H253ZM49 200H51V199H49ZM58 200H60V198L58 199ZM67 200H68V198H67ZM67 200H65V201H67ZM80 200H82V199H80ZM90 200V199H89ZM88 200V201H89ZM103 200H105V199H103ZM170 199H168V201H169ZM184 200V201H185ZM190 200V199H189ZM201 200V199H200ZM216 200V199H215ZM224 200V199H223ZM251 200V199H250ZM255 200H256V197H255ZM259 199H257V201H258ZM10 201V200H9ZM8 201V202H9ZM52 201V200H51ZM156 201V200H155ZM158 201V200H157ZM175 201V200H174ZM177 201H179V200H177ZM181 201H182V199H181ZM187 201V200H186ZM194 201V200H193ZM209 201V200H208ZM221 201H222V199H221ZM43 202H45V201H43ZM68 202V201H67ZM67 202H66V204H67ZM84 202V201H83ZM110 202V201H109ZM170 203L172 202L171 200L169 201ZM180 202V201H179ZM183 202V201H182ZM219 202L220 201H217L216 203L217 204H219ZM233 202V201H232ZM262 202V201H261ZM41 203V202H40ZM50 203V202H49ZM48 203V204H49ZM52 203V202H51ZM59 203V202H58ZM61 203H64V201L62 202V200H60V206H61V208L63 207V205H61ZM186 203H188L189 204V202L187 201V202H185V204ZM193 203H195V201L193 202ZM198 203L199 202H197V205H198ZM205 203V202H204ZM235 203H236V201H235ZM252 203V202H251ZM253 203H255V202H253ZM9 204H11V203H9ZM46 204V203H45ZM53 204V203H52ZM51 204V205H52ZM56 204V203H55ZM68 204H70V202L68 203ZM71 204H72V202H71ZM175 204V203H174ZM201 204V203H200ZM211 204V203H210ZM237 204V203H236ZM246 204V205H245ZM256 204V203H255ZM260 204V203H259ZM264 204V203H263ZM6 205H7V203H6ZM56 205H58V208H59V204H56ZM84 205H85V202H84ZM86 205H87V203H86ZM184 205V204H183ZM193 205V204H192ZM196 204H194L193 206H195ZM228 207H230L231 205H230V203H228ZM238 205V204H237ZM236 205V206H237ZM257 205H258V203H257ZM262 205V204H261ZM260 205V206H261ZM4 206H5V204H4ZM13 205H11V206H8L6 209H10L11 207H12ZM43 206H44V203H43ZM53 206L55 207V205L53 204ZM66 205H64V207H65ZM169 206V205H168ZM168 206H167V208H168ZM201 206H203V204H201V205H198L197 207H199V209L200 210H202L203 211V208L201 209ZM205 206V205H204ZM203 206V207H204ZM240 206H241V204H240ZM255 207H256V205H254ZM259 206V207H260ZM263 207H264V205H262ZM45 207V206H44ZM44 207H43V209H44ZM47 207V206H46ZM63 207V208H64ZM67 207H71V205H67ZM75 207V206H74ZM190 207V206H189ZM210 207V206H209ZM212 207H216V205L214 206V204H213V206ZM226 207H227V205H226ZM251 207V206H250ZM253 207V206H252ZM4 208V207H3ZM37 208H41V205L40 204H37ZM49 208L51 209V207L49 206ZM48 208V209H49ZM58 208H56V209H58ZM63 208L62 209H60V210H58V213H56V214H58L59 215V212H61V210H63ZM72 208V207H71ZM70 208V209H71ZM76 208V207H75ZM170 208V207H169ZM193 208V207H192ZM195 208V207H194ZM194 208L192 209L193 211H194ZM204 208H206V207H204ZM207 208H208V206H207ZM231 208V207H230ZM238 208H240V207H238ZM243 208V207H242ZM241 208V209H242ZM257 208V207H256ZM262 208V207H261ZM42 209V210H43ZM73 209V208H72ZM71 209V210H72ZM80 209V208H79ZM151 209H153V208H151ZM175 209V208H174ZM189 209V208H188ZM198 208H196V210H197ZM225 209V208H224ZM229 209V208H228ZM235 210H236V208H234ZM252 209H254V207L253 208H251V210ZM3 210V211H2ZM1 211L2 212H5V208L4 209H2ZM34 209L32 208V211H33ZM38 210H40V209H38ZM164 210V209H163ZM195 210V212H197L196 214H198V210L196 211ZM230 210V209H229ZM232 210V209H231ZM258 210V209H257ZM256 210V211H257ZM262 210V209H261ZM50 211V210H49ZM54 211V210H53ZM167 211V210H166ZM171 212L173 211V210H170ZM186 211V210H185ZM215 211V210H214ZM214 211H212V212H214ZM217 211H219V210H217ZM234 211V210H233ZM244 212H245V210H243ZM248 211V210H247ZM254 211V210H253ZM1 212V213H2ZM7 212V215H8V211H6ZM38 212V211H37ZM36 211H35V213H37ZM43 212V211H42ZM44 212H45V214H46V210H44ZM55 212V211H54ZM63 212L65 213L66 212V209H64L63 210ZM69 212V214L71 213V211H68ZM151 212V211H150ZM168 212V211H167ZM191 213H193L192 211H190ZM231 212V211H230ZM238 212H240V209H239V211ZM250 212V211H249ZM258 212H260L259 210H258ZM32 213V212H31ZM39 213H41L40 211H39ZM38 213V214H39ZM47 213H48V211H47ZM51 213V212H50ZM165 213V212H164ZM175 213H177V211L175 212ZM174 213V214H175ZM199 213H201V212H199ZM222 213V212H221ZM225 213V212H224ZM233 213V212H232ZM234 213H236V212H234ZM241 213H243L242 211H241ZM251 213H252V211H251ZM254 213V212H253ZM257 213V212H256ZM256 213H254V214H256ZM262 213V212H261ZM33 214V213H32ZM52 214V213H51ZM50 214V215H51ZM60 214H63V213H60ZM151 214V213H150ZM173 214V213H172ZM171 214V215H172ZM195 214V215H196ZM204 214H206V216L204 215ZM237 214V213H236ZM235 214V215H236ZM244 214V213H243ZM245 214H246V212H245ZM253 214V215H254ZM4 215V214H3ZM41 215H43V213H41ZM46 215H48V214H46ZM45 215V216H46ZM55 215V214H54ZM54 215H52V216H54ZM66 215H67V213H66ZM84 215H85V213H84ZM165 215H166V213H165ZM167 215H169V214H167ZM194 215V214H193ZM199 216H200V214H198ZM202 215L203 216H205V217H207V213H206V210H205V212L203 211V213H202ZM201 215V216H202ZM233 215V214H232ZM235 215H233V216H235ZM252 215V214H251ZM261 215V214H260ZM262 215H264V213L262 214ZM261 215V216H262ZM8 216V217H9ZM33 216H34V214H33ZM45 216L43 217L44 218V223L42 222V219L40 218L41 216H39V218L41 219V221H39V223L38 224H40V222L41 223H43L41 226V229L40 230H43V231H46V233L48 234V235H46V236H49V232L51 231L52 232V230L54 229L55 230V228L59 225V223H62V221H63V219L62 220H60L61 222H58L56 219L57 218H59L60 219V216H58L56 219L55 218H53V219H55L54 221H57L58 223H56V227L54 226V222H53V220L52 219H49V221L50 222H53L52 224H50L49 223V221L45 218ZM51 216V217H52ZM151 216V215H150ZM260 216V217H261ZM18 217V218H17ZM28 217H30L31 218V215L29 214L28 215ZM47 217V216H46ZM54 217H56V216H54ZM69 217V216H68ZM67 217V218H68ZM169 217H170V215H169ZM171 217H173V216H171ZM175 217V216H174ZM186 217V216H185ZM195 217V216H194ZM241 217V216H240ZM254 217V216H253ZM257 217H258V215H257ZM256 217V218H257ZM29 218V219H30ZM33 218H35L36 219V217H33ZM151 219V221H152V217H150ZM179 218V217H178ZM187 218V217H186ZM242 218V217H241ZM25 219H26V221H27V223L25 222ZM39 219V220H40ZM204 219V218H203ZM257 219H259V218H257ZM2 220H6V219H2ZM8 220V219H7ZM38 220V219H37ZM37 220H36V225H38L37 224ZM46 220L48 221V222H46ZM52 220V221H51ZM173 220V219H172ZM241 220V219H240ZM261 220V219H260ZM259 220V221H260ZM223 221V220H222ZM256 221V220H255ZM263 221V220H262ZM82 222V221H81ZM153 222V221H152ZM190 222H191V220H190ZM204 222V221H203ZM241 223H242V221H240ZM249 222H251V221H248L247 223H249ZM31 223V222H30ZM30 223H28L29 225H30ZM33 223H34V220H33ZM154 223V222H153ZM216 223V222H215ZM245 223V222H244ZM1 224V223H0ZM4 224V221H2V225ZM5 224H6V222H5ZM58 224V225H57ZM191 224V223H190ZM190 224H188L187 223V225H189V227H190ZM264 224V223H263ZM262 224V225H263ZM35 225V224H34ZM51 225H53V227H55V228H51L52 226ZM181 225H183V224H181ZM187 225H186V227H187ZM247 225V224H246ZM260 225V224H259ZM259 225H255V227L256 228H259V227H261V225L259 226ZM31 226H32V223H31ZM39 226V225H38ZM51 226V227H50ZM191 226H193V225H191ZM233 226V225H232ZM240 226V225H239ZM245 226V225H244ZM6 227V226H5ZM185 227V226H184ZM250 227V226H249ZM252 227V226H251ZM250 227V228H251ZM263 227V226H262ZM1 228V227H0ZM7 228H9V227H6L5 229L7 230ZM27 228H28V226H27ZM33 228V227H32ZM58 228V227H57ZM56 228V229H57ZM60 228V227H59ZM62 228H63V226L60 228L61 229V232H63L62 231ZM74 228V227H73ZM77 228V227H76ZM188 228V227H187ZM215 228V227H214ZM219 228H221V227H219ZM237 228H240V227H237ZM244 228V227H243ZM242 228V229H243ZM30 229V228H29ZM38 229H39V227H38ZM59 229V230H60ZM65 229V228H64ZM69 229V228H68ZM154 229V228H153ZM203 229V228H202ZM209 229H210V227H209ZM229 229H230V227H229ZM228 229V230H229ZM232 229H233V227H232ZM259 229H261V228H259ZM28 230V229H27ZM54 230H53V232H54ZM58 230V229H57ZM58 230V231H59ZM74 230H75V228H74ZM152 230V229H151ZM189 230V229H188ZM191 230H193V232H194V229H191ZM190 230V231H191ZM208 230V229H207ZM221 230H224V229H221ZM231 230V229H230ZM234 230V229H233ZM235 230H236V228H235ZM249 231H251L250 229H248ZM264 229H262V234H263V236H261L262 237V239H263V237H264V231H263ZM25 231H26V229H25ZM28 231H30V230H28ZM57 231V232H58ZM153 231V230H152ZM199 231V230H198ZM214 231V230H213ZM242 231V230H241ZM245 231H246V227H245ZM3 232V231H2ZM5 232V231H4ZM33 232V231H32ZM53 232H52V236H53ZM56 232V231H55ZM55 232H54V234H55ZM60 232V231H59ZM58 232V233H59ZM67 234L66 235H68L69 234V232H68V230H66L65 231ZM157 232V231H156ZM234 232H239V230L238 231H234ZM233 232V233H234ZM242 232H244V230L242 231ZM27 233H29V232H27ZM26 233V234H27ZM75 234H76V232H74ZM73 233V236H75V237H77L75 234ZM150 233V232H149ZM152 233V232H151ZM184 233V232H183ZM186 233V232H185ZM190 233V232H189ZM217 233V232H216ZM228 233V232H227ZM233 233H232V235H233ZM246 233H247V231H246ZM251 233H253V230H252V232ZM255 233V232H254ZM253 233V234H254ZM1 234V233H0ZM22 234V232H20V235ZM34 232H33V236H34ZM38 235H39V232L37 233ZM35 235V236H37L38 237V235ZM43 235H44V233H42ZM63 234V233H62ZM71 234H72V232H71ZM70 234V235H71ZM84 234V233H83ZM174 234V233H173ZM212 234V233H211ZM234 234H236V233H234ZM241 234H243V233H241ZM253 234H246V236L248 237V236H250V235H252L253 236ZM5 235V234H4ZM8 235H10V234H8ZM11 235H10V237H11ZM59 235V234H58ZM69 235V237H73V236H70ZM199 235V234H198ZM205 235V234H204ZM212 235H215V234H212ZM218 235V234H217ZM231 235V234H230ZM256 235V234H255ZM254 235V236H255ZM258 235V234H257ZM1 236V238H2V235H0ZM7 236V235H6ZM15 237H18L17 236V234L16 235H14ZM14 236H12V240L13 239H15V238H13ZM22 236V235H21ZM50 236H51V233H50ZM62 237L64 236V235H61ZM82 236V235H81ZM150 236V235H149ZM148 236V237H149ZM168 236V235H167ZM203 236V235H202ZM226 236H228V235H226ZM237 236V235H236ZM236 236H234V237H236ZM25 237H26V235H25ZM27 237H28V235H27ZM26 237V239H28V241H29V239L30 238H32V235H31V237L29 238H27ZM36 237V238H37ZM57 237V236H56ZM68 237V238H69ZM83 237V236H82ZM138 237V236H137ZM161 237V236H160ZM196 237V236H195ZM214 237V236H213ZM217 237V236H216ZM223 237V236H222ZM234 237L232 238L233 239V241H234ZM238 237V236H237ZM258 237V236H257ZM261 237L260 238H258V239H261ZM3 238H5L4 236H3ZM7 238H8V236H7ZM6 238V239H7ZM18 238H20V236L18 237ZM51 238V237H50ZM52 238H54L55 239V237H52ZM59 238V237H58ZM90 238V237H89ZM168 238V237H167ZM166 238V239H167ZM193 238V237H192ZM191 238V239H192ZM206 238V237H205ZM208 238V237H207ZM215 238V237H214ZM243 238V237H242ZM256 238V237H255ZM33 239V238H32ZM38 239L40 240V238L38 237ZM46 239V238H45ZM72 239H74V240H76L75 238H71V240ZM77 239H80V238H77ZM217 238H215V240H216ZM229 239V238H228ZM262 239H261V241H262ZM8 240V239H7ZM20 240H21V238H20ZM19 240V241H20ZM25 239L23 238L21 241H24ZM37 240V239H36ZM74 240H72V241H74ZM147 240V239H146ZM161 240V239H160ZM202 240H204V239H202ZM201 240V241H202ZM211 240V239H210ZM209 240V241H210ZM223 240H224V238H223ZM4 239H1V241H0V264H5V262H7V261H10V260H13V258H14V256H12L11 255V251H9V249H6L5 248V245H6V243L4 244ZM18 241V243H21V242H19ZM27 241V242H28ZM30 241H31V239H30ZM38 241V240H37ZM56 241H60V240H56ZM64 241V240H63ZM81 241V240H80ZM88 241V240H87ZM137 241V240H136ZM192 241V240H191ZM229 241H231V240H229ZM228 241V242H229ZM232 241V242H233ZM256 241V240H255ZM9 242H10V240H9ZM13 242H15V241H13ZM13 242H11L12 244H13ZM26 242V241H25ZM24 242V243H25ZM27 242H26V244H27ZM39 242V241H38ZM41 242H45V241H43V239H42V241ZM47 242V241H46ZM62 241H60V243H61ZM66 242V241H65ZM147 242V241H146ZM148 242H149V245L151 246L150 247V249L152 248L154 251H155V253H156V256L158 257V260H160L161 262H163V264H170V261L168 260L169 259V257H167V256H164L162 253H160L159 251H158V249H160V248H158L157 249V247H155L153 244H151V241L150 240H148ZM182 242V241H181ZM198 242V241H197ZM203 242V241H202ZM208 242V241H207ZM206 242V243H207ZM217 242V241H216ZM224 242V241H223ZM236 242H237V240H236ZM240 241H238V243H239ZM8 243V242H7ZM17 243V242H16ZM29 243H33V240H32V242H29ZM68 243V242H67ZM69 243H70V239H69ZM141 243V242H140ZM159 243V242H158ZM191 243V242H190ZM193 243V242H192ZM199 243V242H198ZM235 243V242H234ZM241 243V242H240ZM239 243V244H240ZM244 243V242H243ZM260 243V242H259ZM263 243V242H262ZM15 244V243H14ZM37 244H39V243H37ZM37 244H35V245H37ZM42 244H44V243H42ZM51 243L49 242L48 243V245H50ZM136 244V243H135ZM147 244V243H146ZM160 244H161V242H160ZM159 244V245H160ZM230 244V243H229ZM244 244H246V243H244ZM250 244V243H249ZM248 244V245H249ZM258 244V243H257ZM11 245V244H10ZM28 245H31V244H28ZM33 245H34V243H33ZM71 245V244H70ZM77 245H79V244H77ZM222 245V244H221ZM236 245V244H235ZM235 245H233V246H235ZM23 246V245H22ZM72 246V245H71ZM75 246V245H74ZM190 246V245H189ZM228 246V245H227ZM241 246V245H240ZM240 246H238V247H240ZM246 246V245H245ZM256 246V245H255ZM260 246V245H259ZM262 246H263V244H262ZM6 247H8V246H6ZM23 247H26V246H23ZM30 247V246H29ZM28 247V251H31L30 250V248ZM40 247H43L44 248V246H41L40 244H39V246H36V247H34V248H36V249H34V250H32L31 251V253H30V256H28L27 258H29V259H32V262H34V261H39V259L41 260V254H43V253H41L40 254V249H42V248H40ZM48 247V246H47ZM80 247V246H79ZM174 247V246H173ZM181 247H182V244H181ZM69 248H71V247H69ZM142 248V247H141ZM170 248V247H169ZM193 248V247H192ZM244 248V247H243ZM48 249V248H47ZM46 249V250H47ZM75 249V248H74ZM166 249V248H165ZM167 249H168V247H167ZM180 249V248H179ZM234 249H235V247H234ZM44 250H45V248H44ZM43 250V251H44ZM45 250V251H46ZM70 251H74L73 249H69ZM152 250V251H153ZM169 250V249H168ZM196 250H197V248H196ZM225 250V249H224ZM229 250H231V247H230V249H228V251ZM236 250V249H235ZM239 250V249H238ZM244 250H246V249H244ZM263 250V249H262ZM22 251V250H21ZM25 251V250H24ZM69 251V252H70ZM153 251V252H154ZM163 251H164V249H163ZM162 250H161V252H163ZM179 251V250H178ZM240 251V250H239ZM42 252V251H41ZM67 253H68V251H66ZM180 252H182V251H180ZM190 252V251H189ZM195 252H197V251H195ZM212 252V251H211ZM219 252V251H218ZM231 252V251H230ZM253 252V251H252ZM258 252V251H257ZM24 253V252H23ZM170 253H172V252H170ZM178 253V252H177ZM206 253V252H205ZM229 253V252H228ZM236 252H234V254H235ZM245 253V252H244ZM260 253V252H259ZM70 254V253H69ZM165 254V253H164ZM227 254V253H226ZM242 254V253H241ZM23 255V254H22ZM29 255V254H28ZM44 255V254H43ZM71 255V254H70ZM136 255V254H135ZM167 255V254H166ZM170 255V254H169ZM175 255V254H174ZM178 255V254H177ZM200 255V254H199ZM236 255V254H235ZM246 255H248L249 256V254L247 253ZM245 255V256H246ZM261 255H263V254H261ZM16 256V255H15ZM20 256V255H19ZM73 256V255H72ZM187 256V255H186ZM234 256V255H233ZM241 256V255H240ZM243 257H244V255H242ZM24 257V256H23ZM67 257V256H66ZM85 257H86V255H85ZM148 257V256H147ZM156 257V258H157ZM180 257V256H179ZM190 257V256H189ZM197 257V256H196ZM242 257V258H243ZM260 257V256H259ZM20 258V257H19ZM137 258V257H136ZM135 258V259H136ZM185 258V257H184ZM205 258V257H204ZM214 258V257H213ZM246 258V257H245ZM262 258V257H261ZM261 258H260V260H261ZM16 259H18V257L16 258ZM21 259V258H20ZM139 259H140V257H139ZM177 259H178V256H177ZM197 259V258H196ZM195 259V260H196ZM207 259V258H206ZM236 259V258H235ZM239 259V258H238ZM26 260V259H25ZM24 260V261H25ZM34 260V261H33ZM91 260V259H90ZM141 260V259H140ZM198 260V259H197ZM228 260V259H227ZM230 260V259H229ZM251 260V259H250ZM259 260V261H260ZM262 260H263V258H262ZM17 261V260H16ZM42 261V260H41ZM142 261H143V259H142ZM159 261V262H160ZM217 261V260H216ZM12 262H15V260L14 261H12ZM133 262V261H132ZM146 262V261H145ZM229 262V261H228ZM12 264L11 263V261L10 262H8L7 264ZM25 263V262H24ZM23 263V264H24ZM27 263L29 264V262L27 261ZM139 263V262H138ZM151 263V262H150ZM22 264V263H21ZM32 264V263H31ZM35 264V263H34ZM37 264V263H36ZM49 264H56V262H49ZM136 264H137V261H136ZM148 264V263H147ZM216 264V263H215ZM245 264V263H244Z\"/></svg>", "mask_w": 264, "mask_h": 264}]
</instances>
